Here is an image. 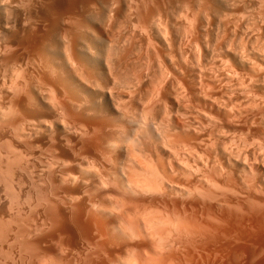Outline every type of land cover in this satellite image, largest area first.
I'll return each instance as SVG.
<instances>
[{
  "label": "rangeland",
  "instance_id": "374dc122",
  "mask_svg": "<svg viewBox=\"0 0 264 264\" xmlns=\"http://www.w3.org/2000/svg\"><path fill=\"white\" fill-rule=\"evenodd\" d=\"M8 1V2H7ZM19 1V2H18ZM46 0H2L0 1V264H80V261L81 260V256L83 257L84 255L86 256L87 255V248H88V241L91 240V239H94L96 238L97 236V232H96V228L97 226L94 225L92 229L88 230L87 229V226H86V223H87V220H89V218H87V214L89 215L88 212L92 211L93 209L91 208H94V205H92V203H90L89 200H87V197L92 193L91 196H93L94 194H96V192H93V190H96L98 192V190L100 189H104V188H111L110 186H112V189H115V192L114 193V198H116V200L113 202V199H112V202H109L107 200L108 203H110L111 205L109 206L107 203L106 205H108L109 207H113V204L115 202H117V204L120 205L121 202L127 200L128 202V196H130L128 193L125 192V194H128L125 196L124 192L121 191L120 188H115L116 185H117V179H119V177L121 176L123 179L125 175H127L129 177V173L130 175L132 176L133 172V176L134 177L132 179H134L133 181H135L137 178V180L139 181L140 179V182L142 184H148V180H149V185L152 183H154V185L158 184V190L156 189V186H155V189L158 192V194H156V191L154 189V191H152V193L150 192L151 190H153V187L152 189L150 190L149 187L147 188V184L145 185L146 189H148L147 192H144L145 188H143L144 191H142V195H140V189L138 191L139 195L145 199V201L143 203H141L142 207L138 204V207L136 205H129L128 203L123 204L121 203L120 206H118L120 209V211L118 210H111L113 211L111 213V216L110 217H114L113 221L115 219H119L121 216L125 215L127 213V211L129 212L130 208H131V211L129 212L128 214V218L129 217H132L131 219L128 218L126 219L125 216L124 217H121V219H125L123 220L124 222V227H122L123 229L126 228L128 225L129 229L131 230L132 234L137 233L136 234H145L148 229V226L149 228H151V230H149L150 234L153 235H156L157 237H160L162 239H167L166 237V233H168V231L172 230L170 234H167V236H172L175 234L176 235V232L178 230V227L180 226H184L183 224H185V217L183 218V216L185 215V209L186 207H188L190 204H193L197 207V209L200 211V212H205L204 209L207 208V206H211V208L214 209V207H217L219 203L218 201H222L221 199L225 198L226 197H229L230 196H233L234 193H238L242 188L244 189L245 187H248L249 190L250 188L254 187L253 185L255 184L256 185V181H258L257 183H259L261 180L259 179L258 175H255L257 173L255 172H252L251 170L249 171L251 173V177L250 176H247L250 175L248 170L249 168L247 169L246 167L247 166H256L255 165V162H257L256 164L257 165H260V164H264V78H263V75H264V57H262V51L264 50V5H262L261 3H264V0H232L233 2V5L235 7H232L230 8H225L223 5H225L222 0L219 1V0H209V4H210V8L208 9V11L205 13L206 15L205 16H209V18H212L210 15L213 16V14H219L218 16H221L220 13L222 15L225 16V19L228 21L227 22V28L229 29V32H230V35H229V32L226 31L222 37L221 35L219 36V38L221 37V39H225L226 37H229L230 38H226L225 40H214L212 42L211 38L208 39L211 40L208 42V44L210 45H213V49H217L219 51L222 50V53H220L219 51H216L218 53H220V57L222 58H217L218 56V53L217 56H215V59L213 60H216V61H220L221 60V63H225L226 61V64L224 65H227V62L230 63L229 65L232 67L230 68L229 65L228 67L226 66V72L225 70L222 71V68H221V63H219L220 67L216 64L215 61H213L210 57H208V55L205 53L204 55V52L205 50L202 48V44L204 43L203 42V39L208 35L210 34L209 31H211L210 29H212V26H211V23L210 21H208L209 23H204L202 20H197L198 21H194L191 23L188 22V24H191L193 26H191L190 28L193 29L194 28V32H193V37L189 39V42L187 43L185 40H187L188 36L187 34H184L186 31V29H189L188 32L190 31V28L188 26V24H186V22L184 23V21H181V19H179L178 23L184 27V30L185 32L183 33V41L181 43V47H180V50H181V53H182V56H184L181 60L182 63H184V65L186 64V66L183 65L184 70H182V74L181 73H174L176 76L174 78H172L171 76L167 77L165 82H164V85L168 84V82H171L170 84H168L167 86L165 85V88H164V85H163V82H160L159 84V75L156 73L157 72V67L155 66H152L153 68H156V70H154L153 68L151 69L150 68V72H149V69L147 71V69L144 68V65L143 64L145 61L143 60V63L140 62V65L142 64V69H145L146 71H140L141 72H146L147 75H149L147 78L149 79V81H147L148 79L145 78L147 75L144 76V74H142L141 76L144 77H141L142 80H141V84L135 89L136 90V94L135 93H132L130 94V97L128 94H126V89H124L122 86L118 85L117 83H110L111 84V89L112 91L114 92H119L120 94V97L121 98V102L118 101L119 103V106L118 108H124L122 109V112L117 108L116 112L117 111H120V112H115V116L114 113H112V118L111 119H107V122L105 120L106 123H104L103 125L106 126L104 127L103 125L101 126V128L98 130H94L95 134H93V138L91 136H80L79 134L75 133V132H69L70 130H68L67 132L69 133H66L64 131V129L61 127V122L58 120V121H54L52 123V126L53 127V132L51 135H47V134H41V133H38L35 129L31 130L32 134L29 136V138L26 140L25 137L23 136L24 135V129H29L31 128L32 124L34 123V116H35V112L34 110L32 109L31 111L29 112H24L23 110V107H22V100L24 99V96L22 92V88H23V49L20 48V47H17L14 48L13 50H7V48L4 49V45H6L10 40L12 41L15 40V39H19V38H22L24 34V31L21 30V23L23 21V19L25 17H28L31 18V19H35V18H39L38 15H41L42 14V11L44 13V11L47 10L46 8V4L45 2ZM163 1V2H162ZM180 1L183 2V0H152L151 2L152 3H155V5L151 4L150 3V0L146 1V9H152V6H155L154 8L157 7L158 10H160L159 12H161V14H176L175 16H177V13L178 14H181V13H184V9L182 7V5L180 6ZM190 1V0H189ZM213 1V2H211ZM219 1V2H218ZM223 1H226V7L228 6V4H232L230 1L228 3L227 0H223ZM30 2V3H29ZM99 2V6L97 7V10L101 11L103 9V7H105L104 5L108 2V0H98ZM159 4H157V3ZM192 2V0H191ZM211 2V3H210ZM15 3V4H14ZM152 5H150V4ZM222 4L219 5V4ZM236 3V4H234ZM250 3V4H249ZM259 5H258V4ZM14 4V5H13ZM22 4V5H21ZM24 4V5H23ZM103 4V6H102ZM179 4V5H177ZM182 4V3H181ZM218 4V5H217ZM238 4V5H237ZM240 4V5H239ZM253 4V5H252ZM7 5V6H6ZM10 5V6H9ZM20 5V6H19ZM26 5V6H25ZM164 5V6H162ZM168 5V6H167ZM176 5V6H175ZM217 5V6H216ZM252 5V6H251ZM262 5V6H260ZM148 6V7H147ZM220 6V9L219 7ZM244 8H243V7ZM10 7V8H9ZM24 7V8H23ZM179 7H182V11H181V8ZM218 7V8H217ZM260 7V9H259ZM2 8V9H1ZM46 8V9H45ZM216 8V9H215ZM222 8V9H221ZM224 8V9H223ZM252 8V9H251ZM262 8V9H261ZM178 9L177 12H174ZM181 13H179L180 11ZM164 10V11H163ZM169 10V11H168ZM173 10V11H172ZM212 10V11H211ZM221 10V11H218ZM228 10V11H227ZM258 10V11H257ZM170 12V13H167ZM186 11V10H185ZM244 11V12H243ZM28 12V13H27ZM41 12V14H39ZM230 13V14H227ZM254 12V13H253ZM187 13V12H186ZM203 13V12H202ZM210 13V14H209ZM212 13V14H211ZM238 13V14H237ZM244 14V16H241L240 14ZM251 13V14H250ZM38 14V15H37ZM237 14V15H236ZM249 14V15H248ZM33 15V16H32ZM172 15V16H173ZM201 15V14H199ZM215 15V16H216ZM226 15H230L229 17L226 16ZM252 15V16H251ZM19 16V17H18ZM31 16V17H30ZM38 16V17H37ZM174 16V17H175ZM235 16V17H234ZM239 16V17H238ZM241 16V17H240ZM247 16V17H246ZM9 17V18H8ZM24 17V18H23ZM253 17V18H251ZM231 18V19H229ZM244 18V19H243ZM247 18V19H246ZM251 21H250V19ZM255 18V19H254ZM258 18V19H257ZM7 19V20H6ZM22 19V20H21ZM234 19V20H233ZM239 19V20H238ZM249 19V20H248ZM253 19V20H252ZM262 19V20H261ZM13 20H15L13 22ZM211 20V19H209ZM243 20V21H242ZM248 21V22H245ZM263 22H261V21ZM235 21V22H233ZM253 21V22H252ZM201 22V23H200ZM234 24H233V23ZM237 22V24H236ZM7 23V24H6ZM174 22H170V23H167V28H171L172 30H170L172 33L174 32V24H172ZM229 23V24H228ZM231 23V24H230ZM244 23V24H243ZM255 25H253V24ZM5 24V25H4ZM186 24V25H185ZM208 24V25H207ZM252 24V25H251ZM260 24V25H259ZM4 25V26H3ZM10 25V26H8ZM15 25V26H14ZM43 25V26H41ZM90 26L93 24H89ZM173 25V28L171 27ZM245 27H244V26ZM8 26V27H6ZM202 26V27H201ZM210 26V27H209ZM247 26V27H246ZM23 28L22 29H25V26H22ZM46 27V24L42 23L40 24V28H45ZM204 27V28H203ZM207 27V28H206ZM235 27V29H234ZM237 27V28H236ZM261 27V28H260ZM210 28V29H209ZM245 28V29H244ZM248 28V30L246 29ZM10 29V31H9ZM256 29V31H255ZM9 32H8V31ZM246 30H247V33H246ZM4 31V32H2ZM7 31V32H6ZM235 31V32H234ZM252 31V32H251ZM203 32V33H202ZM245 32V33H244ZM200 33V34H199ZM205 33V34H204ZM207 33V34H206ZM244 33V34H242ZM6 34V35H4ZM226 34V35H225ZM22 35V36H20ZM185 35V37H184ZM206 35V36H205ZM244 35V36H243ZM20 36V37H19ZM187 36V37H186ZM204 36V38H203ZM241 36V38H240ZM249 36V37H248ZM3 37V38H2ZM208 37V36H207ZM234 37V38H232ZM236 37V38H235ZM246 37V38H245ZM263 37V38H262ZM15 38V39H14ZM232 38V39H231ZM4 39V40H3ZM217 39V38H216ZM228 39H230L228 42H226ZM237 40V43H236V40ZM257 39V40H255ZM2 40L4 42H2ZM8 40V41H7ZM192 42H191V41ZM235 42H234V41ZM188 41V40H187ZM201 41H202V44H201ZM232 41V42H231ZM114 42V41H113ZM184 42V45H182ZM215 42V43H214ZM220 44H223L219 46V43ZM222 42V43H221ZM231 42V43H230ZM117 42L115 41V44L114 45H117L116 44ZM191 44V46L188 44ZM194 43L196 45H194ZM218 43V44H217ZM224 43L225 46L227 45V50L229 52H227V50H225L224 48ZM216 44V45H215ZM230 44V45H228ZM210 45V47H212ZM219 47H218V46ZM235 45V46H233ZM242 47H241V46ZM259 49L256 50L258 47ZM183 46V48H182ZM197 46V47H196ZM217 48H216V47ZM222 46V47H221ZM235 49L236 47L240 50L242 48V50H240L241 52H246L245 54H243V56L247 57L248 59H250L252 62H254L253 64L255 65V63L257 65H261V66H256V71H251L249 70L247 67L246 70L244 68V66L242 67L240 65V63L238 61H234L236 60V56L232 55V54H235L237 53L239 50L236 48L234 51H236L234 53L233 50H229V49ZM247 46V47H246ZM256 46V47H255ZM254 47V48H253ZM261 47V48H260ZM263 47V48H262ZM221 50H220V49ZM244 48V49H243ZM248 48V49H247ZM186 49V50H185ZM189 49V50H188ZM197 49V50H196ZM202 49V50H201ZM252 49V50H251ZM262 51H261V50ZM3 50V51H2ZM200 50V51H199ZM204 50V51H203ZM225 50V51H224ZM238 50V51H237ZM244 50V51H243ZM7 51V53H6ZM185 51V52H183ZM187 51V52H186ZM196 51H199V52H196ZM230 51H232L230 53ZM239 51L240 54H242L241 52ZM249 51V52H248ZM254 51V52H253ZM14 52L15 53V57H13L11 55V53ZM257 54H256V53ZM261 52V53H260ZM264 52V51H263ZM184 53V54H183ZM187 53V54H186ZM191 53V54H190ZM198 55H197V54ZM252 53H254L255 55H252ZM215 54V55H216ZM260 54V55H259ZM262 54V55H261ZM186 55V56H185ZM192 56V58H189ZM191 55V56H190ZM207 55V56H206ZM201 56V57H200ZM255 57V58H251V57ZM258 56H261V58H259ZM194 57V59H193ZM219 57V56H218ZM229 57V58H228ZM218 60H217V59ZM262 59V61H259L258 60ZM185 59V60H183ZM194 61H193V60ZM200 59V60H199ZM211 61H210V60ZM224 59V60H223ZM226 59V60H225ZM230 59V60H229ZM6 60V61H5ZM14 60V61H13ZM187 60V61H186ZM206 60V61H205ZM228 60V61H227ZM249 60V61H250ZM254 60V61H253ZM142 61V60H141ZM200 61V62H199ZM213 61V62H212ZM250 61V62H251ZM12 62V63H11ZM199 64H197V63ZM203 62V63H202ZM211 62L214 63L211 65ZM233 63V64H232ZM240 65V68H239V65ZM193 64V65H192ZM203 64V65H201ZM209 66H208V65ZM201 65V66H200ZM236 65V67L234 66ZM194 68H192V67ZM201 67V69L204 70L205 68V71L206 73L208 72L209 74L213 75L215 79V84L214 86L212 87L213 89V92H211V90L209 91L211 95H213L214 98V102L218 105L219 108H216V106L214 107V105L212 104H215L214 102H211L210 103V106L211 107H208V105L206 106L205 104H203V101L199 100V98H193V95H191L190 93H188L190 91L189 87L190 85H188V74L187 72H191V70H194L195 67ZM208 66V67H207ZM214 66V67H213ZM6 67V68H5ZM146 67V66H145ZM213 69L211 70L210 69ZM217 68V71H215L216 69L214 68ZM261 70H257L259 68ZM140 68V69H141ZM228 68V69H227ZM210 69V70H209ZM230 69V71H229ZM190 70V71H189ZM234 70V71H233ZM152 71H156L155 73L153 72L152 74ZM204 71V72H205ZM220 71V72H219ZM233 71V72H232ZM236 71H238V74L242 75L241 78L244 79L243 82H239V80L237 81L236 78L238 77L237 73H236V76L233 75ZM21 72V73H19ZM228 72L229 75H227V77L225 76L226 80L228 79V81H223L225 80L224 75ZM241 72V73H240ZM215 73H217L216 75H214ZM219 73V74H218ZM224 73V75L222 74ZM230 73H233L231 74V76H235V77H231L230 76ZM157 74V75H156ZM178 74V75H177ZM186 74V75H185ZM223 75V77L221 75ZM263 74V75H262ZM14 75V76H13ZM16 75V76H15ZM18 75V77H17ZM220 75V81L222 82H219V76ZM250 75V76H249ZM253 75V76H252ZM151 76L153 78H151ZM158 76V77H157ZM217 76V77H216ZM256 76V77H255ZM11 77V78H10ZM230 77V79H229ZM240 77V76H239ZM251 77V78H250ZM223 80H222V79ZM241 78H237V79H240ZM250 78V79H249ZM16 81H13L15 80ZM173 79V80H172ZM218 79V80H217ZM242 79V80H243ZM259 79V80H258ZM18 80V81H17ZM157 80L158 83H157ZM216 80H217V83H216ZM231 80V81H230ZM252 80V81H251ZM177 83L175 84L174 83ZM177 81V82H176ZM235 81V82H234ZM237 81V82H236ZM246 81V83H245ZM260 81V82H259ZM152 82V83H151ZM227 82V83H226ZM155 83V84H154ZM178 83H181L178 85ZM219 83L221 85H219ZM225 83V84H224ZM233 85V86H231ZM245 83V85H244ZM259 83V84H258ZM12 84V85H11ZM115 84H117L118 88L121 89L119 90H114L116 87H115ZM149 84V85H148ZM156 86H154V85ZM186 84V85H185ZM224 86H223V85ZM227 84V85H226ZM241 85L242 88H241ZM19 85V86H18ZM113 85V86H112ZM219 85V87H218ZM226 85V87H225ZM229 85V86H228ZM237 85V86H236ZM250 85V86H249ZM254 85V86H253ZM9 86V87H8ZM16 86V87H15ZM20 86H21V89H20ZM120 86V87H119ZM157 86L159 88H157ZM176 88L174 89L173 88ZM217 86V87H216ZM228 86V87H227ZM247 86V87H245ZM13 87V88H12ZM18 87V88H17ZM113 87V88H112ZM151 87L152 88V91H151ZM155 87V88H154ZM161 87L163 89H161ZM172 87V88H171ZM183 87V89H182ZM221 87V88H220ZM230 87V88H229ZM6 88V89H5ZM17 88V89H15ZM123 88V89H122ZM142 88H144L142 90ZM182 90H181V89ZM220 88V89H219ZM224 88V90H223ZM232 88V89H231ZM246 88V90L244 89ZM253 88V89H251ZM258 88V89H257ZM141 89V90H139ZM148 89V91H147ZM150 89V90H149ZM154 91L155 90H158V91ZM235 89V90H234ZM242 89V90H241ZM250 89V90H249ZM16 90V91H15ZM20 90V91H19ZM123 90H125V92L123 93ZM139 90V91H138ZM172 90V91H171ZM174 90V91H173ZM181 92H179V91ZM186 92H185V91ZM225 92H223V91ZM233 90V92H232ZM122 91V92H121ZM138 91V92H137ZM151 91V93L149 92ZM167 91V92H166ZM183 91V92H182ZM218 91V92H217ZM228 91V92H227ZM241 91V92H240ZM248 91V92H246ZM263 91V92H262ZM5 92V93H4ZM9 92V93H8ZM17 92V93H16ZM154 92V93H153ZM179 92V93H178ZM221 92V93H220ZM237 92V93H236ZM246 93V95L243 94ZM4 93V94H3ZM14 93V94H13ZM19 93V94H18ZM164 95H163V94ZM229 93V94H227ZM232 93V95H230ZM241 93V94H239ZM16 94V95H15ZM124 96H123V95ZM155 94V95H154ZM158 94V95H157ZM183 94V95H181ZM224 94L225 97L223 96ZM254 94V96H253ZM128 95V96H127ZM153 95V96H151ZM175 95V96H174ZM185 95V96H184ZM243 95V96H242ZM3 98H2V97ZM8 96V97H7ZM12 98H11V97ZM135 96V97H134ZM151 96V97H150ZM165 96H169V97H165ZM177 96V97H176ZM192 96V97H191ZM217 96V97H216ZM229 96V97H228ZM232 96V97H231ZM7 97V99H6ZM16 97V98H15ZM19 97V98H18ZM134 97V98H133ZM189 97V99H188ZM243 97V98H242ZM260 97V98H259ZM5 98V99H4ZM10 98V99H9ZM132 98V99H131ZM187 100H186V99ZM221 98L224 99V103H223V99L221 100ZM237 98V99H236ZM242 98V99H241ZM245 98L247 101H245ZM252 100H251V99ZM262 98V99H261ZM147 99V100H146ZM154 99V100H153ZM163 99V100H162ZM166 99V100H165ZM176 99V100H175ZM184 99V100H182ZM228 99L232 100L230 101L231 104H229L230 102L228 101ZM125 100V101H124ZM186 100V101H185ZM196 100H199L200 102L196 101ZM236 100V101H235ZM241 100V101H240ZM256 100V101H255ZM263 102H262V101ZM9 101V102H8ZM12 101V102H11ZM138 101V102H137ZM158 101V102H157ZM184 101V103H183ZM222 101V102H221ZM228 101V102H227ZM235 101V102H234ZM239 101V102H238ZM7 102V103H6ZM162 102V103H161ZM191 102V103H190ZM194 102V104H193ZM237 102V103H236ZM246 104H245V103ZM254 102V104H253ZM257 102V103H256ZM2 103V104H1ZM121 103V105H120ZM131 103V104H130ZM174 103V105H173ZM236 103V104H235ZM250 103V104H249ZM256 103V104H255ZM21 104V105H20ZM140 104V105H139ZM163 104V105H162ZM179 104V105H178ZM184 104V105H183ZM198 106H197V105ZM225 104V106H224ZM227 104V105H226ZM245 104V106H244ZM248 104V105H247ZM148 105V106H147ZM205 105V106H204ZM223 105V106H222ZM229 105V106H228ZM230 105H232L233 107H231ZM253 105V106H252ZM18 106V107H17ZM122 106V107H121ZM127 106V107H126ZM180 106V107H178ZM212 106H213V109H212ZM239 106V107H238ZM243 107V110H241V107ZM262 106V107H261ZM14 107V108H13ZM139 107V108H138ZM175 107V108H174ZM192 107V108H191ZM207 107V108H206ZM232 110H231V108ZM250 107V108H249ZM256 107V108H255ZM166 108V109H165ZM178 108V109H177ZM215 108V109H214ZM222 108V109H221ZM234 108V109H233ZM236 108V109H235ZM3 109V110H2ZM5 109V110H4ZM12 109V110H11ZM14 109V112H12ZM18 109V110H17ZM157 109V110H156ZM177 109V111H176ZM226 109H229V110H226ZM255 109V110H254ZM262 109V110H261ZM23 110V112L21 111ZM29 110V109H28ZM166 110V111H165ZM168 110V111H167ZM172 110V111H171ZM196 110V111H195ZM198 110V111H197ZM200 110V111H199ZM208 110V111H207ZM224 110V112H223ZM230 110H231V113H230ZM129 111V112H128ZM133 111V112H132ZM142 111H145L144 113ZM147 111V112H146ZM202 111V112H201ZM219 111V112H218ZM228 115H230L231 117L233 116V119L226 115V113ZM229 111V112H227ZM233 111V113H232ZM237 111V112H236ZM242 111V112H241ZM4 112V114L2 113ZM33 113V116L31 118V116L29 115V113ZM126 112V113H125ZM128 112V113H127ZM163 112H165V114H163ZM198 112V113H197ZM205 112V113H203ZM212 112V113H211ZM241 112V113H240ZM244 112V113H243ZM247 112V113H246ZM259 112L261 113L259 115ZM11 113V114H10ZM133 116H132V114ZM143 113V114H142ZM149 113V114H147ZM151 113V114H150ZM155 113V114H154ZM203 113V115L201 114ZM208 113V115H207ZM216 113V114H215ZM243 113V114H242ZM263 113V114H262ZM14 114V115H13ZM122 114V115H121ZM141 114V115H140ZM167 114V115H166ZM179 114V115H178ZM204 114H206V118L203 117L205 116ZM233 114V115H232ZM240 114V115H239ZM3 115V118L2 116ZM7 115V116H6ZM16 115V116H15ZM27 115L28 118L26 117ZM120 118H119V116ZM135 115V116H134ZM144 115V116H143ZM145 115H147V118H144L146 117ZM152 117H151V116ZM183 115V116H182ZM186 115V116H185ZM214 117H213V116ZM217 115V116H216ZM219 115V116H218ZM247 116L245 118V116ZM253 115V116H252ZM20 116V117H19ZM150 116V117H149ZM185 116V117H184ZM188 116V117H187ZM227 116V117H226ZM237 116V117H236ZM240 116V117H239ZM242 116V117H241ZM252 116V117H251ZM50 115L47 117L49 119ZM114 117V118H113ZM142 117V121L141 123H137L138 121L140 122L141 118ZM149 117V118H148ZM161 117H162V120H161ZM164 117V118H163ZM167 117H170L169 119H167ZM173 117V118H172ZM181 117V118H180ZM183 117V118H182ZM212 117V118H211ZM226 117V119H225ZM251 118V120L249 118ZM10 118V119H9ZM22 118V119H21ZM30 118V119H29ZM119 120H118V119ZM136 118V119H134ZM166 118V119H165ZM185 118V119H184ZM211 118V119H210ZM218 118V119H217ZM243 118V119H241ZM19 119V120H18ZM25 119L27 120L28 119V123H26ZM64 121L67 120L66 122L70 123V120L69 118H62ZM113 119H117L114 123V121H111ZM122 119V120H121ZM130 119V120H129ZM140 119V120H138ZM149 121V122H147ZM153 120L152 122L150 120ZM210 119V120H209ZM213 119V120H212ZM216 121H215V120ZM249 119V121H248ZM4 120V121H3ZM31 120L32 123L30 122ZM134 120V121H133ZM183 120V121H182ZM187 120V121H186ZM222 122H221V121ZM224 120V121H223ZM226 120V121H225ZM229 120V121H228ZM236 120V121H235ZM243 120V122H242ZM262 120V121H261ZM6 121V122H5ZM24 121V122H23ZM109 121V122H108ZM113 122L112 124H108ZM121 123H120V122ZM146 121V122H145ZM161 121V123H160ZM170 121V122H169ZM220 121V122H219ZM231 121V122H230ZM233 121V122H232ZM14 122V123H13ZM144 122V124L142 123ZM166 122H169V123H166ZM202 125H199L200 123ZM207 122V123H206ZM216 122V123H214ZM242 122V123H241ZM246 122V124H244ZM257 122V123H256ZM22 123V124H21ZM31 124V126L29 127L28 124ZM128 123V124H127ZM138 125H137V124ZM146 123V124H145ZM152 123V124H150ZM159 123V124H158ZM179 123V124H178ZM186 125H185V124ZM189 123V124H187ZM191 123V124H190ZM196 123V126H194L193 128V125H195ZM199 123V124H198ZM206 125H205V124ZM218 123V124H217ZM228 123V124H227ZM237 123V124H236ZM254 123V125H253ZM19 124V125H18ZM24 124V125H23ZM142 125V127H139L140 125ZM147 124H149L147 126ZM156 124V125H154ZM212 124V125H211ZM239 124V125H238ZM241 124V125H240ZM251 124V125H250ZM258 124V125H257ZM34 125V124H33ZM109 125V126H108ZM123 125V126H122ZM126 125V126H125ZM153 125V126H152ZM171 125V126H170ZM182 125V127H181ZM186 126V129H185V126ZM216 125V126H215ZM226 125V126H225ZM249 125V126H248ZM19 126V127H18ZM24 126V127H22ZM93 126V125H91ZM137 126V127H136ZM151 126V127H150ZM237 126V127H236ZM248 126V127H247ZM27 127V128H26ZM61 127V128H60ZM104 127V128H103ZM138 127H139V131L141 130L142 133H140L138 130ZM150 127V128H149ZM156 127V128H155ZM189 127V128H187ZM215 127V128H213ZM256 127V128H255ZM16 128V129H15ZM103 128V130H102ZM142 128V129H140ZM182 128V130H181ZM184 128V129H183ZM222 130H221V129ZM5 129V130H4ZM21 129V130H20ZM123 129V130H122ZM133 129V130H132ZM147 129L149 130V133L146 132ZM162 131H160V130ZM165 129V130H164ZM208 129V130H207ZM229 129V130H228ZM12 132H11V131ZM102 130V131H101ZM136 130V131H135ZM155 130V132H159L158 135L160 137H157L158 135L153 132ZM157 130V131H156ZM164 130V132H163ZM178 130V131H176ZM199 131L196 133V131ZM217 130V131H216ZM218 130L220 132H218ZM225 132H224V131ZM228 130V131H227ZM37 133H36V132ZM109 131V132H108ZM111 131V132H110ZM150 131L152 133H150ZM205 131V132H204ZM209 131V132H208ZM224 132V135H223V132ZM35 132V134H34ZM101 132V133H99ZM146 132V133H145ZM167 132V134H166ZM211 132V133H210ZM216 132V134H215ZM233 132V133H232ZM241 134H239V133ZM257 132V133H256ZM59 133V134H58ZM71 133V134H70ZM75 133V134H74ZM99 133V135H98ZM118 133V134H117ZM120 133V134H119ZM136 133H139V135H137ZM148 133V134H147ZM155 133V134H154ZM170 133V134H169ZM209 133V134H208ZM212 133H213V136H212ZM19 134V135H18ZM55 134V135H54ZM73 134V135H72ZM97 134V135H96ZM102 134V135H101ZM104 134V135H103ZM116 134V135H114ZM221 134L223 136H221ZM245 134V135H244ZM18 135V136H17ZM62 135V136H61ZM94 135H95V139H94ZM133 135V138L131 137ZM137 137H135V136ZM149 135V136H148ZM166 138V141L165 139H163V136ZM204 135V136H203ZM208 135V136H207ZM219 135V136H218ZM226 135V136H225ZM230 135L232 137H230ZM242 135V136H241ZM23 136V137H22ZM38 136V137H37ZM48 136V138H47ZM51 136V137H50ZM97 136H100V137H97ZM114 136V139L113 137ZM147 136V137H146ZM162 136V137H161ZM169 136V137H168ZM239 136V137H238ZM241 136V137H240ZM90 140L88 141V139ZM116 137V138H115ZM126 137H130L129 141H125V142H129L130 144L133 143V140L136 141L134 142L133 144H131L133 147V151L130 149L132 148V146L129 147V143H123V138H126ZM149 137V138H148ZM156 137V138H155ZM171 137V139H170ZM209 137V138H208ZM217 137V138H216ZM229 137V138H228ZM245 137V139H244ZM53 140H52V139ZM64 138L66 139L64 141ZM100 138L103 139L102 141H100ZM106 138V139H105ZM148 138V139H147ZM158 138V139H157ZM159 138H160V141H159ZM162 138V139H161ZM213 138V139H212ZM237 138V139H236ZM23 139V140H22ZM81 139V140H80ZM85 139V140H83ZM98 142H97V140ZM119 142H118V140ZM146 139V140H145ZM153 139V140H152ZM156 142H155V140ZM170 139V140H169ZM206 139V140H205ZM227 139V140H226ZM233 139V140H232ZM4 140V141H3ZM21 140V141H20ZM68 140V141H67ZM114 140H115V144L117 145V148L119 149H116V145L114 147L113 143H114ZM127 140V138H126ZM132 140V141H131ZM142 140V141H141ZM161 140H164V142L162 143ZM208 140V141H207ZM213 142H211V141ZM224 140V141H223ZM249 140V141H248ZM54 141V142H53ZM58 141V142H57ZM80 141H81V144L83 143L84 141V144H80ZM103 141H106L103 142ZM108 141H112V145L111 143L109 144L108 146ZM122 141V143H121ZM131 141V142H130ZM193 141V142H192ZM198 141V142H197ZM220 141V142H219ZM225 143H223V142ZM238 141V142H237ZM247 142V144L245 142ZM38 142V143H37ZM88 142V143H86ZM91 144H90V143ZM95 142V143H94ZM97 142V143H96ZM106 146H104L103 144ZM117 142L120 144H117ZM140 142L141 145H140ZM149 142V143H147ZM151 142V143H150ZM196 142V143H195ZM71 145H70V144ZM73 143V144H72ZM88 145H86V144ZM152 143H154L152 145ZM157 143V144H156ZM158 143H161V144H158ZM167 143V144H166ZM172 143V144H171ZM213 143V144H212ZM227 143V144H226ZM238 143V144H237ZM40 144V145H39ZM96 144V146H95ZM139 144V146H138ZM165 144V145H164ZM170 144V145H169ZM206 144V145H205ZM221 144V145H220ZM231 144V146H230ZM235 144V145H234ZM243 144V145H242ZM25 145V146H24ZM30 145V146H29ZM50 145V146H49ZM66 145V146H65ZM80 145V147H78ZM83 145H85L86 147H83ZM92 145V146H90ZM101 145V146H100ZM116 149V151L111 147ZM172 145V146H171ZM207 145H210V146H207ZM211 145L215 146L214 148L217 150H215ZM218 145V146H217ZM226 145V148H224V146ZM248 145V146H247ZM24 146V147H23ZM119 146V147H118ZM120 146H122L123 148H121ZM138 146V148H136ZM164 146V147H163ZM169 146V147H168ZM187 149H185L186 147ZM191 146V148H190ZM205 146V147H204ZM223 146V147H221ZM241 146V148L239 147ZM39 147V148H38ZM82 147V148H81ZM96 147V148H95ZM107 147V148H106ZM109 147V148H108ZM208 147V148H207ZM230 147V148H229ZM240 149V152L238 149ZM38 148V149H37ZM41 148V149H40ZM53 148V149H51ZM74 148V149H73ZM80 148V149H79ZM85 148V149H84ZM113 150H112V149ZM121 148V149H120ZM125 148V149H124ZM136 148V150H135ZM140 148V149H139ZM163 148V149H162ZM170 148H171V151L175 152H171L170 151ZM175 148V149H174ZM194 148V150H193ZM207 148V149H206ZM220 148H224L223 150L225 152H223L222 149ZM229 148V150H228ZM233 148V149H232ZM13 149V150H12ZM103 149V150H102ZM110 149V150H109ZM138 149V150H137ZM185 149V150H184ZM220 149V150H219ZM231 149V150H230ZM235 149V150H234ZM243 149V150H242ZM77 150V151H76ZM120 150V151H119ZM123 150V151H122ZM132 153H130L131 151ZM141 150V151H140ZM187 150V151H186ZM191 150V151H190ZM194 152H193V151ZM222 150V151H221ZM46 151V152H45ZM55 151V152H54ZM73 151V152H72ZM76 151V152H75ZM81 151V152H80ZM113 151V152H110ZM129 151V153H127ZM134 151H137V152H134ZM140 151V152H138ZM168 151H170L168 153ZM189 151V152H188ZM231 151V152H230ZM236 154H235V152ZM245 151V152H244ZM247 151V152H246ZM27 152V153H26ZM75 152V153H74ZM80 154H79V153ZM83 152V153H82ZM106 154H105V153ZM116 154H115V153ZM122 152V153H121ZM144 152V153H143ZM178 152V153H177ZM188 152V153H187ZM201 154H200V153ZM220 152V153H219ZM78 153V154H77ZM104 153V154H103ZM110 153V154H109ZM113 153V155H112ZM127 153V154H125ZM136 153V154H135ZM141 153V154H140ZM171 153V154H170ZM185 153V154H184ZM197 155H196V154ZM228 153V154H227ZM233 153V156L231 154ZM239 155V158L237 157ZM30 154V155H29ZM81 154H84L85 158H86V162H85V158H83L81 156ZM119 154V156H118ZM136 156H135V155ZM162 154V155H161ZM170 154V155H169ZM174 154V155H173ZM178 154V155H177ZM219 154V155H218ZM240 154H241V157H240ZM249 156H248V155ZM27 155V156H26ZM79 155V156H78ZM88 155V156H87ZM92 155V156H91ZM99 155H102V156H99ZM105 155H108L105 156ZM128 155V156H127ZM134 156V157H130V156ZM140 155V156H139ZM212 155L214 157H212ZM223 155V157H222ZM245 155V156H244ZM247 155V156H246ZM256 157H255V156ZM105 156V157H104ZM116 156V157H115ZM139 156V157H137ZM162 156V157H161ZM184 156V157H183ZM188 156V157H186ZM197 156V157H196ZM200 156V157H199ZM229 159H227L226 158ZM246 157V162L242 163L244 161V157ZM254 156V157H253ZM52 157V159H51ZM81 157V158H80ZM102 157V158H100ZM110 157V158H109ZM119 159H118V158ZM160 157V158H159ZM180 157H183L182 159ZM217 157V159H216ZM225 157V158H224ZM234 157V158H232ZM262 157V158H261ZM16 158V160L14 159ZM83 158V159H82ZM132 158V159H131ZM166 158H168V160H166ZM186 158V159H185ZM192 158V159H191ZM234 160H232V159ZM242 158V159H241ZM260 158V159H259ZM60 159V160H59ZM79 159V160H78ZM89 159V160H88ZM109 159V160H108ZM162 159V161H161ZM188 159V160H187ZM202 159V160H201ZM213 159V160H211ZM222 159V160H221ZM250 159L252 161H250ZM14 160V161H13ZM55 160V161H54ZM126 160V161H125ZM128 160V161H127ZM132 160V161H131ZM136 160V161H134ZM196 162H195V161ZM201 160V161H200ZM230 161L232 162V165L235 164V161L236 164H248L247 166H244V172H240V171H237V169L234 167V165L231 167H229L230 165L227 164V161ZM243 160V161H242ZM9 161V162H8ZM90 161V162H89ZM125 161V162H124ZM148 161V162H147ZM175 161V162H174ZM192 161V163H191ZM209 161V162H208ZM238 161H240L238 163ZM242 161V162H241ZM249 161V162H248ZM254 161V162H253ZM259 161V162H258ZM11 162V163H10ZM76 162V163H75ZM84 162V163H83ZM138 164H137V163ZM144 162V163H143ZM161 162V163H160ZM199 162V163H198ZM234 162V163H233ZM261 162V163H260ZM263 162V163H262ZM64 165H63V164ZM78 163V164H77ZM81 163V164H80ZM181 163V164H180ZM190 163V164H189ZM223 163V165L221 164ZM61 164V165H60ZM80 164V165H79ZM87 164V165H86ZM128 164H130L128 166ZM148 164V165H147ZM166 164V165H165ZM168 164H170V167L168 166ZM189 164V165H188ZM207 164V165H206ZM250 164V165H249ZM75 165V166H74ZM84 165V166H83ZM132 165V166H131ZM143 165V166H142ZM146 165V166H145ZM154 165V167H153ZM186 165V166H185ZM193 165V166H192ZM220 165V166H219ZM9 166V167H8ZM50 166V167H49ZM52 166V167H51ZM61 166V167H60ZM80 166V167H79ZM82 166V168H81ZM122 166V169L121 167ZM125 168H124V167ZM131 166V168H130ZM145 166V167H144ZM166 166V167H165ZM188 166V167H187ZM216 167V168H213ZM227 166V167H226ZM86 167V168H85ZM127 167V169H126ZM133 167V168H132ZM139 167L141 168L142 171H140ZM153 167V168H152ZM190 169L189 170H187ZM197 167H200V168H197ZM210 167V168H209ZM212 167V168H211ZM223 168V169H220V168ZM234 169H233V168ZM250 167V168H251ZM84 168V169H83ZM164 168V169H163ZM167 168V169H166ZM183 170H182V169ZM209 168V169H208ZM226 170H225V169ZM77 169V170H76ZM86 169V170H85ZM120 169V170H119ZM126 169V170H125ZM133 169V170H132ZM140 171L138 172L137 171ZM200 169V170H199ZM204 169V170H203ZM209 171H208V170ZM217 169V170H216ZM9 170V171H8ZM117 170V171H116ZM148 171V172H145V171ZM151 170V171H150ZM155 172H154V171ZM187 170V171H186ZM216 170V171H214ZM71 171V172H70ZM82 171V172H81ZM84 171V172H83ZM94 171V172H93ZM121 173H120V172ZM127 171V174L126 172ZM135 171H137L138 173H140V175L138 176V173L135 174ZM173 171V172H172ZM186 171V172H184ZM194 171V172H193ZM197 171V172H196ZM218 171V173H217ZM223 175H222V173ZM224 171V172H223ZM231 171V172H230ZM3 172V173H2ZM62 172V173H61ZM144 172V173H143ZM150 172H154V174L157 173V176H155L154 174L150 173ZM193 172V173H192ZM200 172V173H199ZM227 172H230L229 174ZM233 172V173H232ZM239 172V173H238ZM247 172V173H246ZM49 173V174H48ZM67 173L69 174V176L67 175ZM70 173L71 174V177L72 176H75L77 178H75V180L73 181L72 179L74 177H70ZM85 173V174H84ZM119 173V174H118ZM125 173V175H124ZM148 173V174H147ZM150 173V174H149ZM173 173V174H172ZM220 173V174H219ZM226 174V177H225V174ZM238 173V174H237ZM242 175H241V174ZM255 173V174H254ZM78 174V175H77ZM84 174V175H83ZM107 174V175H106ZM111 174H112V177H111ZM113 174H118L120 175L119 177L117 175H113ZM123 174V175H121ZM143 176H142V175ZM195 174V175H194ZM201 174V175H200ZM217 174V175H216ZM219 174V175H218ZM233 174V175H232ZM6 175V176H5ZM14 175V176H13ZM147 175V177L145 176ZM148 175H151L153 177H148ZM163 175V177H161ZM165 175V176H164ZM172 175V176H171ZM187 175V176H186ZM215 175V176H214ZM236 175V176H235ZM238 175H241V178L244 177V175L246 177H244L243 179H241L240 177H237ZM10 176V177H9ZM66 176H68L67 178H65ZM80 176V177H79ZM84 176V178H83ZM87 176V177H85ZM108 178H104V177H107ZM113 176L115 177L114 179L116 180H112L113 179ZM130 176V177H131ZM138 176V177H137ZM142 176V177H141ZM160 176V177H159ZM192 176V177H191ZM205 176V177H204ZM253 177H256L258 178L257 180H254V179H251ZM20 177V179H19ZM79 177V178H78ZM89 177L91 179H89ZM99 178L96 180V178ZM101 177V178H100ZM126 177V176H125ZM137 177V178H136ZM140 177V179H139ZM146 177V179H145ZM157 177V178H156ZM159 177V178H158ZM166 177V179H165ZM168 177V179H167ZM174 177V178H173ZM186 179H185V178ZM196 177V178H195ZM200 177V178H199ZM207 177V179H206ZM219 177V178H218ZM233 177V178H232ZM249 177V179H247ZM2 178H4L2 180ZM63 178L65 180H63ZM94 178V179H93ZM150 178V179H148ZM154 178V180L152 179ZM164 178V181L162 180ZM195 178V179H194ZM205 178V179H203ZM215 178V179H214ZM236 178V179H235ZM7 179L9 181H7ZM60 179V180H59ZM76 179H81V181L79 180H76ZM82 179H83V182H82ZM93 179V180H92ZM102 179V181H101ZM125 179V178H124ZM123 179V180H124ZM129 179V178H127ZM131 179V181H132ZM161 179V180H160ZM182 179V180H181ZM198 179V180H197ZM201 179V180H199ZM210 179V180H209ZM235 179V180H234ZM238 179V180H237ZM239 179H241L242 181H240ZM246 179V180H245ZM252 182H250L251 180ZM18 180V181H16ZM70 180V181H69ZM91 180V181H90ZM104 183V181H106ZM130 180V179H129ZM136 180V181H137ZM146 180V182H145ZM158 181V182H153V181ZM204 180V181H202ZM207 180V182H206ZM217 180V181H216ZM224 180V181H223ZM249 182L248 185L247 183L245 184V182ZM64 181V182H63ZM78 181V182H77ZM97 181V182H96ZM111 181V182H110ZM162 181V184H160ZM171 181V182H169ZM187 181V182H186ZM198 181H201V182H198ZM211 181V182H210ZM234 181V182H233ZM255 181V182H253ZM66 182V183H65ZM72 182V184H71ZM76 182V183H74ZM82 184H81V183ZM87 182V183H86ZM104 186H107V187H103L102 188V184ZM144 182V183H143ZM191 182V183H190ZM214 182V183H213ZM224 182V184H223ZM243 182L245 185H243ZM4 183V184H3ZM7 183V184H6ZM20 183V184H19ZM86 183V184H85ZM107 183V184H106ZM108 183H112V184H108ZM167 183V185H166ZM170 183V185H168ZM190 183V184H189ZM200 183V184H199ZM209 183H212L211 185H209ZM216 183V185H215ZM236 183V184H235ZM242 183V184H241ZM251 183V184H250ZM18 184V185H16ZM67 184V185H66ZM74 184V186H73ZM81 184V185H80ZM101 184V185H100ZM165 184V185H164ZM174 184V185H173ZM177 184V185H176ZM181 184V185H180ZM222 184V185H221ZM233 184V185H232ZM251 186H250V185ZM52 185V186H51ZM83 185V186H82ZM86 185V186H85ZM96 185V186H95ZM101 187H100V186ZM179 185V186H178ZM195 185V186H194ZM238 185V186H237ZM244 187H242V186ZM12 186V187H11ZM20 186V187H19ZM109 186V187H108ZM115 186V187H114ZM150 186V187H151ZM166 188H164V187ZM167 186V187H166ZM174 186V187H173ZM177 186V187H176ZM185 188H183V187ZM197 186V187H196ZM203 186V187H202ZM223 186V187H222ZM95 187V188H94ZM159 187H161L159 189ZM162 187L164 189H162ZM179 187V188H178ZM189 187V188H188ZM208 187V188H207ZM215 187V188H214ZM233 187V188H232ZM239 187V188H238ZM70 188V189H69ZM77 188V189H76ZM90 188V189H89ZM99 188V189H98ZM168 188V190H167ZM183 190H182V189ZM195 188V189H194ZM197 188V189H196ZM218 188V189H217ZM220 188V189H219ZM223 188V189H221ZM226 188V189H225ZM74 189V190H73ZM118 189V190H117ZM120 189V190H119ZM137 189H135V192L137 193ZM162 189V190H161ZM174 190L175 189V192L177 194H175L174 191H170V190ZM178 189V190H177ZM215 189V190H214ZM229 189V190H228ZM233 189V190H232ZM238 189V190H237ZM90 192L91 190V193H89L88 191ZM160 190V191H159ZM188 190L189 193L187 192ZM61 191V192H60ZM178 191H179V196H178ZM185 193H184V192ZM196 193H195V192ZM207 191V192H206ZM231 191V193H230ZM51 192V193H50ZM85 194H84V193ZM86 192L88 193L86 194ZM123 192V193H122ZM165 192V193H164ZM209 192V193H208ZM228 192V193H226ZM46 193V194H45ZM50 193V194H49ZM57 193V194H56ZM80 195L79 198L78 196L76 195ZM116 193H119V195ZM123 195H121V194ZM137 193V195H138ZM151 193V194H150ZM164 193V195H163ZM168 195H167V194ZM170 193H173V195H171ZM181 193V194H180ZM183 193H184V196H183ZM201 195H200V194ZM203 193V194H202ZM206 193V194H204ZM221 193V194H220ZM62 194V195H61ZM75 196L78 198L76 199L75 197L73 198L72 196ZM83 194V195H82ZM148 196H147V195ZM162 196H161V195ZM187 194V195H185ZM191 195V198H190V195ZM193 194V195H192ZM195 194V195H194ZM59 195V196H58ZM85 195V196H84ZM87 195V196H86ZM116 195V196H115ZM138 195V196H139ZM145 195V197L143 196ZM151 195V196H149ZM157 195V196H156ZM167 195V197H166ZM203 195V196H202ZM218 195V196H217ZM237 196V194H235ZM45 196V197H44ZM49 196V198H48ZM57 196V197H56ZM68 196H69V199L71 200L72 198L74 199L73 201L76 202L74 203L73 201H70V200H67L68 199ZM170 196V197H169ZM173 196V197H172ZM200 196V197H199ZM206 196V197H205ZM213 196H217V197H213ZM221 196V197H220ZM52 197V198H51ZM154 197V198H153ZM188 197V198H187ZM193 197V198H192ZM220 197V198H219ZM223 197V198H222ZM61 198V199H60ZM113 198V197H111ZM109 198V200L111 199ZM128 198V199H127ZM161 198V199H160ZM170 198V199H169ZM190 198V199H189ZM204 198V199H203ZM207 198H209L211 201H208ZM213 198V199H212ZM48 199V200H47ZM57 199V200H56ZM76 199V201H75ZM120 199V200H119ZM148 199V204L146 203ZM151 199V200H150ZM154 199V201H153ZM200 199V200H199ZM217 199V200H216ZM220 199V200H219ZM79 200V201H77ZM120 202H119V201ZM122 200V201H121ZM150 200V201H149ZM168 200V201H166ZM183 200V201H182ZM186 200V201H185ZM191 202H189V201ZM216 200V201H215ZM63 201V202H62ZM81 201V202H80ZM83 201V202H82ZM111 201V200H110ZM156 201V202H155ZM181 201V202H180ZM203 202V204L201 205V202ZM65 202V203H64ZM158 202V203H157ZM216 202V203H215ZM69 203V204H68ZM73 203V204H72ZM79 203V204H77ZM123 203H126V202H123ZM130 203V202H129ZM145 203V204H144ZM154 203V204H153ZM161 203V204H160ZM93 206V207H91ZM116 204V203H115ZM114 204V207L117 205ZM131 204V203H130ZM147 204V205H146ZM158 204V205H157ZM164 204V205H163ZM167 204V206H166ZM181 204V206L179 205ZM199 204V205H198ZM220 204V203H219ZM61 205V206H60ZM64 205V206H63ZM77 205V206H76ZM81 205V207H80ZM86 205V206H85ZM129 205V206H128ZM144 205V206H143ZM217 205V206H216ZM50 206V207H49ZM70 206V207H68ZM76 206V207H75ZM79 206V207H78ZM107 206V207H108ZM129 208H128V207ZM131 206V207H130ZM136 206L137 207V211L135 209H133L134 207ZM149 206L151 208H149ZM164 206V208H163ZM108 207V208H109ZM117 207V208H118ZM141 207V208H140ZM176 207V208H175ZM67 208V209H66ZM72 208V209H71ZM107 208V209H108ZM127 208L128 210H126V212H124L125 214H123V212H121V209L122 210H125ZM155 210H154V209ZM86 209V210H85ZM88 209V210H87ZM111 209H114V208H111ZM148 209V211H147ZM150 209V210H149ZM158 209V210H157ZM172 209V211H171ZM216 209V208H215ZM71 210V211H70ZM90 210V211H89ZM110 211V209H108ZM132 210H135V211H132ZM141 210V212H140ZM143 210V211H142ZM161 210V212H160ZM87 211V213H86ZM110 211V212H111ZM120 212V215L119 213L117 214V212ZM145 211V212H144ZM157 211L159 212V214L156 215ZM163 211V212H162ZM73 212V213H72ZM85 212V213H84ZM117 214V218H116V215L114 214ZM139 212V214L137 213ZM151 212V213H150ZM156 212V213H155ZM82 213V214H81ZM122 213V214H121ZM131 213V214H130ZM136 213L138 214V216L136 217ZM149 213V214H148ZM153 213H155V215L152 217ZM181 213V214H180ZM162 214V216H161ZM165 214V215H164ZM70 215V216H69ZM119 215V216H118ZM130 215V216H129ZM140 215V217H139ZM176 215V217H175ZM180 215V216H179ZM69 218H68V217ZM72 216V217H71ZM135 216V217H133ZM148 219H146V217ZM158 216V217H157ZM165 216V217H163ZM168 216V218L166 217ZM89 217V216H88ZM112 217V218H113ZM152 217V218H151ZM158 220H157V218ZM68 218V219H67ZM135 218V219H134ZM139 218V219H138ZM142 218V219H140ZM146 221H145V219ZM155 218V219H154ZM160 218V219H159ZM165 218V219H164ZM30 219V220H29ZM73 219V220H72ZM78 219V220H77ZM169 219V220H168ZM173 219V220H172ZM131 220V221H130ZM136 222H135V221ZM144 220V221H143ZM167 222H166V221ZM102 221H105V220H102ZM122 220H115L116 224H118V222L120 223L119 225H121L122 223ZM129 224L131 225V227L129 226ZM142 221V222H141ZM150 221V222H149ZM153 223H152V222ZM157 221V222H156ZM183 221V222H182ZM115 222H112L114 223L115 225ZM148 222V223H146ZM162 222V223H161ZM166 222V223H165ZM172 222V224H171ZM144 223V224H143ZM148 225L147 228H146V224ZM158 223V224H157ZM162 224V226L160 227V225ZM168 223V224H167ZM183 223V224H182ZM97 224V223H96ZM136 225V227L134 228V226ZM140 224V225H138ZM154 224V226H153ZM167 224V225H166ZM177 224V226H176ZM118 225V226H119ZM156 225V226H155ZM174 225V226H173ZM180 225V226H179ZM27 226V227H26ZM117 226V225H115ZM139 228H138V227ZM143 226V227H142ZM145 226V228H144ZM172 226V227H171ZM31 227V228H30ZM158 227V228H157ZM169 227V228H168ZM34 228V229H33ZM137 228V229H136ZM144 228V229H142ZM156 228V229H155ZM176 228V229H175ZM183 228V227H181ZM180 228V229H181ZM49 229V230H48ZM95 229V230H94ZM134 229V230H133ZM156 230V231H153ZM158 229V230H157ZM166 229V231H164ZM38 230V231H37ZM127 230V232H126ZM136 230V231H135ZM138 230H141L138 231ZM144 230V231H143ZM27 231V232H26ZM29 231V232H28ZM77 231V232H76ZM115 231V232H114ZM112 230L110 231V233H112L111 235L113 236V232L115 233L114 234V237H116V241L119 242L118 240V236L120 234H118V230ZM143 231V232H142ZM169 231V232H170ZM85 232V233H84ZM90 232H93L90 233ZM128 228L127 229H124V234L127 233V235H129L131 232H129L128 234ZM145 232V233H144ZM161 232H165V234H162L164 236L161 237ZM21 233V234H20ZM24 233V234H23ZM160 233V234H159ZM174 233V234H173ZM26 234H28L26 236ZM131 234V235H132ZM133 234V235H134ZM159 234V235H158ZM174 235V236H175ZM29 236V237H28ZM121 236V235H120ZM119 236V239H121L122 237ZM136 236V235H135ZM170 236L168 237V239L170 238ZM22 237V238H21ZM98 237V236H97ZM155 237V236H154ZM15 238V239H14ZM19 238V239H18ZM31 238V239H30ZM156 238V237H155ZM125 239V237H124ZM123 238L121 239L122 241L124 240ZM159 239V238H158ZM76 240H78L76 242ZM83 240V242H82ZM120 240V241H121ZM13 241V242H12ZM27 241V242H26ZM55 241H57L55 243ZM60 241V242H59ZM85 241V242H84ZM121 241V242H122ZM24 242V243H23ZM14 243V244H13ZM27 243V244H26ZM55 243V244H54ZM18 244V245H17ZM84 245V246H83ZM87 245V246H86ZM29 246H31L29 248ZM66 246V247H65ZM81 246V247H80ZM61 247V248H60ZM25 248V249H24ZM27 248V249H26ZM60 248V249H59ZM67 248V249H66ZM82 250H80V249ZM86 250H85V249ZM33 249V251H32ZM78 251H77V250ZM25 250V251H24ZM73 250V251H72ZM36 251V252H35ZM61 253H60V252ZM80 251V252H79ZM86 251V252H84ZM43 252V253H42ZM66 252V253H65ZM84 252V253H83ZM63 253V254H62ZM69 253V254H67ZM72 253V254H70ZM78 253V254H77ZM21 254V255H20ZM26 254V255H25ZM47 254V255H46ZM61 254V255H60ZM77 254L78 256V260H74V257L77 258V256H75ZM55 255H56V258H55ZM69 255V256H68ZM72 255V256H71ZM74 256V257H73ZM80 256V257H79ZM119 256V257H118ZM116 255L114 258H119V261H120V256H123V255ZM39 257V258H38ZM66 257V258H65ZM125 258L126 255L124 256ZM36 258V259H35ZM52 258V259H51ZM65 260H64V259ZM80 258V259H79ZM124 258V259H125ZM23 259V261H22ZM28 259V260H27ZM60 259V260H59ZM123 259V257H121V260ZM41 260V261H40ZM102 260H104L102 258ZM55 261L57 263H55ZM69 261V262H68ZM79 262V263H76ZM118 261V262H119ZM37 262V263H36ZM61 262V263H59ZM107 259H105V261L103 263L105 264H110L109 262H107ZM147 264H150V262H148ZM152 264V263H151Z\"/></svg>",
  "mask_w": 264,
  "mask_h": 264
},
{
  "label": "bare ground",
  "instance_id": "6f19581e",
  "mask_svg": "<svg viewBox=\"0 0 264 264\" xmlns=\"http://www.w3.org/2000/svg\"><path fill=\"white\" fill-rule=\"evenodd\" d=\"M2 1V0H0ZM5 1V0H4ZM146 1L148 0H108V2L104 5L105 7H103V9L100 11L97 10V7L99 6V2L98 0H46L45 4H46V8L47 10L42 11L38 15L39 18H29L27 17H23V21L21 23V30L24 31V34L22 38H19L18 40L15 39L12 41L10 40L6 45H4V49L7 48V50L9 49L10 51L13 50L14 48L20 47L23 49V88H22V93L24 96V99L22 100L23 103L22 107L23 110L26 114V112L31 111L32 109L35 112V116H34V121L33 120H29L31 123L32 121L34 122L31 126V124L29 123V127L31 126V128L29 129H24V137L27 140L29 138V136L32 134L31 130L35 129L38 133H43V134H47V135H51L53 132V125L52 123L54 121H60L61 122V127L64 129V131L66 133H68L67 131L70 130L69 132H75L77 134H79L80 136H91L93 138V134H95L94 130H99L101 128V126L107 122V119H111L112 118V113H114L113 116L117 115V112H122V109L124 108H118L119 106V102H121V98L119 92H114L111 89V84L110 83H117L118 85L122 86L125 90H123V93L125 92L126 94L129 95L132 93L136 92V88L141 84V80L143 76H141L142 74L147 75L146 72H141L140 71H146L145 69H149V72L151 71L150 68L152 69V66L157 67V74L159 75V80H157V83L159 81L164 82L166 80L167 77L171 76L172 78H174L176 75L174 73H181L182 74V70L186 69L183 67L184 63H182L183 61L181 60L184 56H182L180 47H181V43L183 41V33L185 32L184 27H182L178 21L179 19H181V21H184V23L186 22V24H188V22L191 23L193 22V20L198 21V20H202L204 23H209L208 21H210L212 29H210L211 31H209L210 34H208L205 38L203 36V44L201 41V46L202 48L205 50V53L208 55V57H210L212 60L215 59V56H217L216 51H219L217 49H213V45H210L212 47H210V45L208 44L209 41H211L212 39L216 40H220L221 37L219 38V36L221 35L222 37L223 34L228 31L229 29L227 28V20L225 19V16L222 15L220 13L221 16H218L219 14H213L210 15L212 18H209V16H205L206 12L208 11V9L211 7L209 4V0H183L180 1V6L182 5L183 9H184V13H181V11L183 10L182 7L181 11L179 9V13H177V16H175L176 14L173 15L170 14H161V12H159L160 10L156 8H154L155 6H152L151 4L155 5V3H152L150 0V5L152 6V9H146ZM161 1V0H160ZM165 1V0H164ZM221 1V0H219ZM218 1V2H219ZM228 3L230 0H227ZM259 1V0H258ZM8 2V1H7ZM19 2V1H18ZM163 2V1H162ZM213 2V1H211ZM210 2V3H211ZM222 2L226 5V1ZM231 3L233 2L232 0L230 1ZM30 3V2H29ZM157 3V2H156ZM214 3V2H213ZM222 3V4H223ZM260 3V1H259ZM15 4V3H14ZM13 4V5H14ZM159 4V3H157ZM219 4V3H218ZM217 4V5H218ZM222 4H219L222 6ZM236 4V3H234ZM250 4V3H249ZM258 4V3H257ZM262 5H264V3H261ZM22 5V4H21ZM24 5V4H23ZM179 5V4H177ZM216 5V6H217ZM225 5H223L226 9L232 7V4H228V6L226 7ZM238 5V4H237ZM240 5V4H239ZM253 5V4H252ZM251 5V6H252ZM259 5V4H258ZM260 5V6H262ZM7 6V5H6ZM10 6V5H9ZM20 6V5H19ZM26 6V5H25ZM103 6V4H102ZM164 6V5H162ZM168 6V5H167ZM176 6V5H175ZM210 6V7H209ZM222 6V7H223ZM148 7V6H147ZM220 9V6H218ZM217 7V8H218ZM233 7H235L233 5ZM243 7V6H242ZM10 8V7H9ZM24 8V7H23ZM45 8V9H46ZM145 8V9H144ZM244 8V7H243ZM2 9V8H1ZM216 9V8H215ZM222 9V8H221ZM224 9V8H223ZM252 9V8H251ZM260 9V7H259ZM262 9V8H261ZM186 10V11H185ZM164 11V10H163ZM169 11V10H168ZM167 13H170L168 12ZM173 11V10H172ZM178 9L174 12H177ZM212 11V10H211ZM218 11V10H217ZM221 11V10H219ZM218 11V12H219ZM228 11V10H227ZM258 11V10H257ZM187 12V13H186ZM203 12V13H202ZM244 12V11H243ZM264 12V10H263ZM28 13V12H27ZM254 13V12H253ZM201 14V15H199ZM210 14V13H209ZM212 14V13H211ZM227 14H230L227 12ZM238 14V13H237ZM236 14V15H237ZM245 13L240 14L241 16H244ZM251 14V13H250ZM264 14V13H263ZM173 15V16H172ZM216 15V16H215ZM231 15V14H230ZM229 15V16H230ZM246 15V14H245ZM249 15V14H248ZM33 16V15H32ZM37 16V17H38ZM175 16V17H174ZM228 16V15H226ZM228 16V17H229ZM240 16V17H241ZM252 16V15H251ZM19 17V16H18ZM31 17V16H30ZM235 17V16H234ZM239 17V16H238ZM247 17V16H246ZM9 18V17H8ZM198 20H197V19ZM253 18V17H251ZM211 19V20H209ZM231 19V18H229ZM244 19V18H243ZM247 19V18H246ZM250 19V18H249ZM248 19V20H249ZM255 19V18H254ZM258 19V18H257ZM264 19V18H263ZM7 20V19H6ZM22 20V19H21ZM232 20V19H231ZM234 20V19H233ZM239 20V19H238ZM253 20V19H252ZM262 20V19H261ZM260 20V21H261ZM15 20H13L14 22ZM243 21V20H242ZM251 21V19H250ZM264 21V20H263ZM16 22V21H15ZM170 22H174L172 24H174V32L172 33L170 30H172L171 28H167V23ZM235 22V21H233ZM232 22V23H233ZM245 22H248L245 20ZM253 22V21H252ZM262 22V21H261ZM46 24L45 28H40V24ZM201 23V22H200ZM263 23V22H262ZM7 24V23H6ZM89 24H93V26L89 25ZM185 24V25H186ZM229 24V23H228ZM231 24V23H230ZM234 24V23H233ZM237 24V22H236ZM244 24V23H243ZM253 24V23H252ZM251 24V25H252ZM5 25V24H4ZM3 25V26H4ZM191 24H188L187 28L193 26ZM208 25V24H207ZM255 25V24H253ZM260 25V24H259ZM10 26V25H8ZM6 26V27H8ZM15 26V25H14ZM25 26V29H22ZM43 26V25H41ZM244 26V25H243ZM44 27V26H43ZM173 28V25L171 26ZM202 27V26H201ZM210 27V26H209ZM245 27V26H244ZM247 27V26H246ZM192 28V27H191ZM190 28V31L188 32L189 29H186L187 32H185L184 34H187L188 38L187 40H185L187 43L189 42V39L193 37V29ZM204 28V27H203ZM207 28V27H206ZM237 28V27H236ZM261 28V27H260ZM170 29V30H169ZM235 29V27H234ZM245 29V28H244ZM248 30V28H246ZM246 30V33H247ZM264 30V29H263ZM8 31V30H7ZM6 31V32H7ZM10 31V29H9ZM8 31V32H9ZM256 31V29H255ZM4 32V31H2ZM235 32V31H234ZM252 32V31H251ZM203 33V32H202ZM245 33V32H244ZM242 33V34H244ZM200 34V33H199ZM205 34V33H204ZM207 34V33H206ZM6 35V34H4ZM20 35V36H22ZM226 35V34H225ZM230 35V32H229ZM19 36V37H20ZM186 36V37H187ZM244 36V35H243ZM185 37V35H184ZM249 37V36H248ZM3 38V37H2ZM208 41V39H210ZM217 38V39H216ZM226 38H230L226 37ZM225 38V39H226ZM234 38V37H232ZM231 38V39H232ZM236 38V37H235ZM241 38V36H240ZM246 38V37H245ZM263 38V37H262ZM194 39V37H193ZM224 38L221 40H225ZM242 39V38H241ZM1 40V39H0ZM4 40V39H3ZM2 40V42H4ZM212 40V42L214 41ZM230 39H228L226 42H228ZM236 40V39H235ZM257 40V39H255ZM8 41V40H7ZM114 41V42H113ZM115 41L117 42V45L115 44ZM191 41V40H190ZM234 41V40H233ZM1 42V41H0ZM192 42V41H191ZM232 42V41H231ZM230 42V43H231ZM235 42V41H234ZM215 43V42H214ZM219 43V42H218ZM217 43V44H218ZM222 43V42H221ZM237 43V40H236ZM226 43H224V47L223 44L219 43V46L222 45L221 47L224 48L225 50H227V45L225 46ZM184 45V42L183 44ZM191 46V44L189 43L188 46ZM194 45H196L194 43ZM216 45V44H215ZM230 45V44H228ZM218 46V45H217ZM218 46V47H219ZM235 46V45H233ZM241 46V45H240ZM197 47V46H196ZM216 47V46H215ZM242 47V46H241ZM247 47V46H246ZM256 47V46H255ZM258 47V45H257ZM183 48V46H182ZM217 48V47H216ZM221 48V49H222ZM231 48V46H230ZM237 48V47H236ZM235 48V49H236ZM254 48V47H253ZM261 48V47H260ZM263 48V47H262ZM220 49V48H219ZM220 49V50H221ZM235 49H229V50H235ZM238 49V48H237ZM244 49V48H243ZM248 49V48H247ZM259 47L256 49L258 50ZM264 49V48H263ZM262 49V50H263ZM6 50V49H5ZM8 50V51H9ZM186 50V49H185ZM189 50V49H188ZM197 50V49H196ZM202 50V49H201ZM203 50V51H204ZM216 50V51H215ZM224 50V51H225ZM239 50V49H238ZM237 50V51H238ZM242 50V48L240 49ZM239 50V51H240ZM252 50V49H251ZM261 50V49H260ZM261 50V51H262ZM3 51V50H2ZM200 51V50H199ZM196 51V52H199ZM239 51L237 53H235L236 51H234L235 54H232L234 56H236V60H234L235 62L238 61L240 63V65L246 69V67L251 70V71H256V66H261L260 64L257 65L255 63V65L253 64L254 62H252L250 59L246 58L245 56H243V54H245L246 52H241L242 54L239 53ZM244 51V50H243ZM264 51V50H263ZM262 51V54H264V52ZM185 52V51H183ZM187 52V51H186ZM220 53H222V50L219 51ZM227 52H229L227 50ZM232 51H230L231 53ZM249 52V51H248ZM254 52V51H253ZM7 53V51H6ZM220 53H218L217 58H221L220 57ZM256 53V52H255ZM261 53V52H260ZM184 54V53H183ZM187 54V53H186ZM191 54V53H190ZM197 54V53H196ZM199 54V53H198ZM197 54V55H198ZM216 54V55H215ZM257 54V53H256ZM261 54V55H262ZM11 55L13 57H15V53L12 52ZM206 55V56H207ZM252 55H255L254 53H252ZM260 55V54H259ZM186 56V55H185ZM188 56V55H187ZM191 56V55H190ZM256 56V55H255ZM189 57V56H188ZM201 57V56H200ZM257 57V56H256ZM259 58H261V56H258ZM262 57H264V55H262ZM189 58H192L189 57ZM216 58V59H217ZM229 58V57H228ZM251 58H255L254 56ZM258 58V60H259ZM194 59V57H193ZM192 59V60H193ZM222 59V58H221ZM256 59V58H255ZM2 60V59H0ZM142 60V61H141ZM143 60L145 61L143 63ZM185 60V59H183ZM200 60V59H199ZM210 60V59H209ZM218 60V59H217ZM224 60V59H223ZM226 60V59H225ZM230 60V59H229ZM251 62H250V61ZM6 61V60H5ZM14 61V60H13ZM182 61V62H181ZM187 61V60H186ZM194 61V60H193ZM206 61V60H205ZM211 61V60H210ZM216 62V60H213ZM212 61V62H213ZM228 61V60H227ZM254 61V60H253ZM259 61H262V59H260ZM140 62H142L144 65L145 69H142V64L140 65ZM200 62V61H199ZM198 62V63H199ZM211 62V65L214 64ZM12 63V62H11ZM197 63V62H196ZM197 63V64H198ZM203 63V62H202ZM219 63H221V60L218 62V66L220 65ZM231 63V62H230ZM226 61L225 63H221V68L222 71L225 70L226 72V66L228 67V65L230 64ZM238 63V65H239ZM233 64V63H232ZM264 64V63H263ZM193 65V64H192ZM199 65V64H198ZM203 65V64H201ZM200 65V66H201ZM208 65V64H207ZM215 65V64H214ZM239 65V68H240ZM142 68H141V67ZM146 66V67H145ZM186 66V64L184 65ZM209 66V65H208ZM207 66V67H208ZM219 66V67H220ZM236 67V65H234ZM192 67V66H191ZM214 67V66H213ZM230 68H232L229 65ZM228 67V68H229ZM6 68V67H5ZM141 68V69H140ZM194 68V67H192ZM218 68V67H217ZM217 68L215 67L214 69H216L215 71H217ZM227 68V69H228ZM259 68V67H258ZM154 70H156V68H153ZM211 69V67H210ZM209 69V70H210ZM246 69V70H248ZM213 70V69H211ZM257 70H261L260 68ZM190 71V70H189ZM205 68L204 70L201 69V67H195L194 70H191V72H187L188 74V86L190 91L188 93H190L191 95H193V98H199V100L203 101V104H205L206 106L208 105V107L210 106L211 102H214V98L213 95L210 94V90L212 89V87L214 86V82L215 79L213 75L209 74L208 72L206 73ZM230 71V69H229ZM234 71V70H233ZM232 71V72H233ZM154 71H152L153 74ZM154 72V73H155ZM220 72V71H219ZM224 72V71H223ZM257 72V71H256ZM21 73V72H19ZM236 73L238 75L237 78H241V74H238V71H236L234 74L236 76ZM241 73V72H240ZM156 74V75H157ZM214 74V73H213ZM217 73H215L214 75H216ZM219 74V73H218ZM224 75V73H222ZM178 75V74H177ZM186 75V74H185ZM221 75V74H220ZM220 75L219 76V82L220 81ZM223 75H221L223 77ZM228 72L224 75L223 78H225V76L227 77ZM231 76L232 78L235 76ZM263 75V74H262ZM14 76V75H13ZM16 76V75H15ZM149 75H147L145 78H147ZM240 76V77H239ZM250 76V75H249ZM253 76V75H252ZM18 77V75H17ZM158 77V76H157ZM217 77V76H216ZM256 77V76H255ZM11 78V77H10ZM151 78H153L151 76ZM236 80L241 83L244 81L243 78L237 79ZM251 78V77H250ZM249 78V79H250ZM264 78V75H263ZM144 79V77H143ZM148 79V78H147ZM175 79V78H174ZM222 79V78H221ZM230 79V77H229ZM243 79V80H242ZM173 80V79H172ZM176 80V79H175ZM218 80V79H217ZM216 80V83H217ZM223 80V79H222ZM259 80V79H258ZM13 81H16L13 80ZM18 81V80H17ZM143 81V80H142ZM149 81V79L147 80ZM167 81V80H166ZM223 81H228V79L223 80ZM222 81V82H223ZM231 81V80H230ZM236 81V82H237ZM252 81V80H251ZM177 82V81H176ZM221 82V83H222ZM235 82V81H234ZM260 82V81H259ZM152 83V82H151ZM171 82H168V84H170ZM175 83V81H174ZM227 83V82H226ZM246 83V81H245ZM244 83V85H245ZM264 83V82H262ZM115 84V89L114 90H118L119 88L117 87L118 85ZM155 84V83H154ZM153 84V85H154ZM167 84V85H168ZM177 84V83H175ZM181 83H178L177 86L180 87ZM225 84V83H224ZM230 84V83H229ZM232 84V83H231ZM230 84V85H231ZM242 84V83H241ZM241 88L243 85H241ZM259 84V83H258ZM12 85V84H11ZM149 85V84H148ZM166 85V84H165ZM164 85V88H165ZM166 85V86H167ZM186 85V84H185ZM219 85H221L219 83ZM218 85V87H219ZM223 85V84H222ZM227 85V84H226ZM225 85V87H226ZM19 86V85H18ZM113 86V85H112ZM119 86V87H120ZM155 86V85H154ZM224 86V85H223ZM229 86V85H228ZM227 86V87H228ZM233 86V85H231ZM237 86V85H236ZM250 86V85H249ZM254 86V85H253ZM9 87V86H8ZM16 87V86H15ZM156 87V86H155ZM154 87V88H155ZM217 87V86H216ZM244 87V86H243ZM247 87V86H245ZM13 88V87H12ZM18 88V87H17ZM15 88V89H17ZM113 88V87H112ZM118 88V89H117ZM122 88V89H123ZM151 87V91H152ZM157 88H159L157 86ZM172 88V87H171ZM174 88V86H173ZM221 88V87H220ZM219 88V89H220ZM230 88V87H229ZM6 89V88H5ZM21 89V86H20ZM144 88H142L143 90ZM161 89H163L161 87ZM176 89V88H174ZM181 89V88H180ZM183 89V87H182ZM181 89V90H182ZM232 89V88H231ZM246 90V88H244ZM253 89V88H251ZM258 89V88H257ZM121 90V89H119ZM141 90V89H139ZM138 90V91H139ZM150 90V89H149ZM180 90V91H181ZM224 90V88H223ZM222 90V91H223ZM235 90V89H234ZM242 90V89H241ZM250 90V89H249ZM16 91V90H15ZM20 91V90H19ZM135 91V92H134ZM137 91V92H138ZM148 91V89H147ZM151 91H149L151 93ZM154 91V89H153ZM158 91V90H155ZM154 91V92H155ZM172 91V90H171ZM174 91V90H173ZM179 91V90H178ZM179 91V92H180ZM185 91V90H184ZM122 92V91H121ZM153 92V93H154ZM167 92V91H166ZM178 92V93H179ZM183 92V91H182ZM186 92V91H185ZM211 92H213V89L211 90ZM218 92V91H217ZM224 92V91H223ZM228 92V91H227ZM233 92V90H232ZM241 92V91H240ZM248 92V91H246ZM263 92V91H262ZM5 93V92H4ZM3 93V94H4ZM9 93V92H8ZM17 93V92H16ZM181 93V92H180ZM221 93V92H220ZM225 93V92H224ZM237 93V92H236ZM14 94V93H13ZM19 94V93H18ZM136 94V93H135ZM163 94V93H162ZM229 94V93H227ZM241 94V93H239ZM244 94V92H243ZM16 95V94H15ZM123 95V94H122ZM125 95V94H124ZM123 95V96H124ZM127 95V96H128ZM155 95V94H154ZM158 95V94H157ZM164 95V94H163ZM183 95V94H181ZM226 94H224L223 96L225 97ZM232 95V93L230 94ZM246 95V93L244 94ZM153 96V95H151ZM150 96V97H151ZM175 96V95H174ZM185 96V95H184ZM195 96V97H194ZM243 96V95H242ZM247 96V95H246ZM254 96V94H253ZM264 96V94H263ZM2 97V96H1ZM8 97V96H7ZM6 97V99H7ZM11 97V96H10ZM135 97V96H134ZM133 97V98H134ZM154 97V96H153ZM165 97H169V96H165ZM177 97V96H176ZM192 97V96H191ZM217 97V96H216ZM229 97V96H228ZM232 97V96H231ZM248 97V96H247ZM3 98V97H2ZM12 98V97H11ZM16 98V97H15ZM19 98V97H18ZM195 98V99H196ZM243 98V97H242ZM241 98V99H242ZM260 98V97H259ZM5 99V98H4ZM10 99V98H9ZM132 99V98H131ZM186 99V98H185ZM189 99V97H188ZM223 98H221L222 100ZM226 99V97H225ZM237 99V98H236ZM251 99V98H250ZM262 99V98H261ZM147 100V99H146ZM154 100V99H153ZM163 100V99H162ZM166 100V99H165ZM176 100V99H175ZM184 100V99H182ZM187 100V99H186ZM185 100V101H186ZM199 100H196L198 102H200ZM227 100V99H226ZM230 99H228L229 101ZM252 100V99H251ZM264 100V99H263ZM125 101V100H124ZM227 101V102H228ZM232 101V100H230ZM229 101V102H230ZM236 101V100H235ZM234 101V102H235ZM241 101V100H240ZM245 101L246 98H245ZM256 101V100H255ZM262 101V100H261ZM9 102V101H8ZM12 102V101H11ZM138 102V101H137ZM158 102V101H157ZM222 102V101H221ZM239 102V101H238ZM263 102V101H262ZM7 103V102H6ZM162 103V102H161ZM184 103V101H183ZM191 103V102H190ZM201 103V102H200ZM215 103V102H214ZM223 103H224V99H223ZM237 103V102H236ZM235 103V104H236ZM245 103V102H244ZM257 103V102H256ZM255 103V104H256ZM2 104V103H1ZM20 104V105H21ZM131 104V103H130ZM194 104V102H193ZM217 102L214 105V107L216 106V108H219L218 105H216ZM231 104V102L229 103ZM246 104V103H245ZM244 104V106H245ZM250 104V103H249ZM254 104V102H253ZM121 105V103H120ZM140 105V104H139ZM163 105V104H162ZM174 105V103H173ZM179 105V104H178ZM184 105V104H183ZM197 105V104H196ZM204 105V106H205ZM227 105V104H226ZM248 105V104H247ZM148 106V105H147ZM198 106V105H197ZM223 106V105H222ZM225 106V104H224ZM229 106V105H228ZM231 107H233L232 105H230ZM241 107V110H243V107ZM253 106V105H252ZM18 107V106H17ZM120 111H117V108ZM122 107V106H121ZM127 107V106H126ZM180 107V106H178ZM230 107V108H231ZM239 107V106H238ZM262 107V106H261ZM14 108V107H13ZM139 108V107H138ZM175 108V107H174ZM192 108V107H191ZM207 108V107H206ZM250 108V107H249ZM256 108V107H255ZM29 109V110H28ZM166 109V108H165ZM178 109V108H177ZM176 109V111H177ZM213 109V106H212ZM215 109V108H214ZM222 109V108H221ZM234 109V108H233ZM236 109V108H235ZM3 110V109H2ZM5 110V109H4ZM12 110V109H11ZM18 110V109H17ZM23 110H21L23 112ZM157 110V109H156ZM229 110V109H226ZM232 110V108H231ZM230 110V113H231ZM255 110V109H254ZM262 110V109H261ZM1 111V110H0ZM166 111V110H165ZM168 111V110H167ZM172 111V110H171ZM196 111V110H195ZM198 111V110H197ZM200 111V110H199ZM208 111V110H207ZM241 111V112H242ZM264 111V110H263ZM14 112V109L13 111ZM33 112V113H34ZM115 112L117 114H115ZM129 112V111H128ZM127 112V113H128ZM133 112V111H132ZM143 113L145 111H142ZM147 112V111H146ZM202 112V111H201ZM219 112V111H218ZM224 112V110H223ZM229 112V111H227ZM237 112V111H236ZM240 112V113H241ZM4 114V112H2ZM33 113H29V115H33ZM126 113V112H125ZM142 113V114H143ZM198 113V112H197ZM205 113V112H203ZM203 113H201L203 115ZM212 113V112H211ZM226 113V111H225ZM233 113V111H232ZM244 113V112H243ZM242 113V114H243ZM247 113V112H246ZM11 114V113H10ZM132 114V113H131ZM145 114V113H144ZM149 114V113H147ZM151 114V113H150ZM155 114V113H154ZM163 114H165V112H163ZM216 114V113H215ZM229 114V113H228ZM226 113V115H228ZM234 114V113H233ZM232 114V115H233ZM261 113L259 112V115ZM263 114V113H262ZM14 115V114H13ZM27 115L26 117L28 118ZM50 115L49 119L47 118ZM122 115V114H121ZM141 115V114H140ZM167 115V114H166ZM179 115V114H178ZM206 118V114H204ZM208 115V113H207ZM240 115V114H239ZM3 118V115H1ZM7 116V115H6ZM16 116V115H15ZM119 116V115H118ZM133 116V114H132ZM135 116V115H134ZM144 116V115H143ZM147 118V115H145ZM151 116V115H150ZM149 116V117H150ZM183 116V115H182ZM186 116V115H185ZM184 116V117H185ZM213 116V115H212ZM217 116V115H216ZM219 116V115H218ZM230 116V115H228ZM245 116V115H244ZM253 116V115H252ZM251 116V117H252ZM20 117V116H19ZM33 116H31L32 118ZM69 118L70 123L66 122L67 120H63L62 118L65 119ZM111 117V118H110ZM116 117V116H115ZM148 117V118H149ZM152 117V116H151ZM188 117V116H187ZM214 117V116H213ZM227 117V116H226ZM225 117V119H226ZM231 117V116H230ZM237 117V116H236ZM240 117V116H239ZM242 117V116H241ZM247 116H245L246 118ZM114 118V117H113ZM120 118V116H119ZM140 122L138 121L137 123H141L142 121V117H140ZM164 118V117H163ZM170 117H167V119H169ZM173 118V117H172ZM181 118V117H180ZM183 118V117H182ZM212 118V117H211ZM210 118V119H211ZM233 119V116L231 117ZM249 118V117H248ZM10 119V118H9ZM22 119V118H21ZM30 119V118H29ZM33 119V118H32ZM118 119V118H117ZM116 119V120H117ZM136 119V118H134ZM166 119V118H165ZM185 119V118H184ZM209 119V120H210ZM218 119V118H217ZM243 119V118H241ZM251 120V118H249ZM248 119V121H249ZM19 120V119H18ZM106 120V122H105ZM115 119L111 120V121H116ZM119 120V119H118ZM122 120V119H121ZM130 120V119H129ZM146 120V119H145ZM148 120V119H147ZM146 120V121H147ZM162 120V117H161ZM213 120V119H212ZM215 120V119H214ZM4 121V120H3ZM26 123H28V119L26 120ZM108 123V124H112L113 122ZM134 121V120H133ZM145 121V122H146ZM151 122L153 121L152 119L150 120ZM163 121V120H162ZM183 121V120H182ZM187 121V120H186ZM216 121V120H215ZM221 121V120H220ZM219 121V122H220ZM224 121V120H223ZM226 121V120H225ZM229 121V120H228ZM236 121V120H235ZM262 121V120H261ZM1 122V121H0ZM6 122V121H5ZM24 122V121H23ZM109 122V121H108ZM120 122V121H119ZM149 122V121H147ZM170 122V121H169ZM166 122V123H169ZM222 122V121H221ZM231 122V121H230ZM233 122V121H232ZM243 122V120H242ZM241 122V123H242ZM14 123V122H13ZM121 123V122H120ZM136 123V124H137ZM144 124V122H142ZM161 123V121H160ZM200 123V122H199ZM198 123V124H199ZM207 123V122H206ZM216 123V122H214ZM257 123V122H256ZM22 124V123H21ZM55 124V122H54ZM128 124V123H127ZM146 124V123H145ZM152 124V123H150ZM159 124V123H158ZM179 124V123H178ZM185 124V123H184ZM189 124V123H187ZM191 124V123H190ZM205 124V123H204ZM218 124V123H217ZM228 124V123H227ZM237 124V123H236ZM246 124V122L244 123ZM19 125V124H18ZM24 125V124H23ZM93 125V126H91ZM138 125V124H137ZM140 125V124H139ZM149 124H147L148 126ZM156 125V124H154ZM186 125V124H185ZM184 125V126H185ZM199 125H202L201 123ZM206 125V124H205ZM212 125V124H211ZM239 125V124H238ZM241 125V124H240ZM251 125V124H250ZM254 125V123H253ZM258 125V124H257ZM53 126V127H52ZM104 126V125H103ZM109 126V125H108ZM123 126V125H122ZM126 126V125H125ZM153 126V125H152ZM171 126V125H170ZM195 125H193V128ZM216 126V125H215ZM226 126V125H225ZM249 126V125H248ZM247 126V127H248ZM19 127V126H18ZM24 127V126H22ZM60 127V128H61ZM106 127V126H104ZM103 127V128H104ZM137 127V126H136ZM139 127H142V125H140ZM139 127L138 130L139 131ZM151 127V126H150ZM149 127V128H150ZM182 127V125H181ZM237 127V126H236ZM27 128V127H26ZM102 128V130H103ZM156 128V127H155ZM189 128V127H187ZM215 128V127H213ZM256 128V127H255ZM16 129V128H15ZM31 129V130H30ZM142 129V128H140ZM184 129V128H183ZM186 129V126H185ZM221 129V128H220ZM5 130V129H4ZM21 130V129H20ZM101 130V131H102ZM123 130V129H122ZM133 130V129H132ZM160 130V129H159ZM165 130V129H164ZM163 130V132H164ZM182 130V128H181ZM208 130V129H207ZM222 130V129H221ZM220 130V131H221ZM229 130V129H228ZM227 130V131H228ZM11 131V130H10ZM35 131V132H36ZM136 131V130H135ZM141 131V130H140ZM139 131V132H140ZM157 131V130H156ZM161 131V130H160ZM178 131V130H176ZM196 131V130H194ZM217 131V130H216ZM218 130V132H220ZM224 131V130H223ZM222 131V132H223ZM12 132V131H11ZM34 132V134H35ZM36 132V133H37ZM109 132V131H108ZM111 132V131H110ZM149 133V130L147 129V131ZM145 132V133H146ZM155 132V130L153 131ZM162 132V131H161ZM199 131H196V133ZM205 132V131H204ZM209 132V131H208ZM225 132V131H224ZM223 132V135H224ZM74 133V134H75ZM101 133V132H99ZM98 133V135H99ZM142 133V131L140 132ZM147 133V134H148ZM150 133H152L150 131ZM156 133V132H155ZM154 133V134H155ZM159 132H157L156 134L158 135ZM200 133V132H199ZM211 133V132H210ZM233 133V132H232ZM239 133V132H238ZM257 133V132H256ZM59 134V133H58ZM69 134V133H68ZM71 134V133H70ZM118 134V133H117ZM120 134V133H119ZM137 135H139V133H136ZM160 134V133H159ZM167 134V132H166ZM170 134V133H169ZM198 134V133H197ZM209 134V133H208ZM216 134V132H215ZM241 134V133H239ZM19 135V134H18ZM17 135V136H18ZM53 135V134H52ZM55 135V134H54ZM73 135V134H72ZM97 135V134H96ZM102 135V134H101ZM104 135V134H103ZM116 135V134H114ZM221 134V136H223ZM245 135V134H244ZM22 136V137H23ZM62 136V135H61ZM117 136V135H116ZM135 136V135H134ZM140 136V135H139ZM149 136V135H148ZM163 136V135H162ZM161 136V137H162ZM204 136V135H203ZM208 136V135H207ZM213 136V133H212ZM219 136V135H218ZM226 136V135H225ZM242 136V135H241ZM240 136V137H241ZM38 137V136H37ZM51 137V136H50ZM100 137V136H97ZM114 139V136H112ZM133 138V135L131 136ZM136 137V136H135ZM147 137V136H146ZM157 137H160L159 135ZM169 137V136H168ZM230 137H232L230 135ZM239 137V136H238ZM48 138V136H47ZM87 138V137H86ZM91 138V140H92ZM116 138V137H115ZM127 138V140H126ZM123 138V143H129V142H125V141H129L130 137H126ZM137 138V137H136ZM149 138V137H148ZM147 138V139H148ZM156 138V137H155ZM209 138V137H208ZM217 138V137H216ZM229 138V137H228ZM49 139V138H48ZM52 139V138H51ZM88 139V138H87ZM94 139H95V135H94ZM106 139V138H105ZM158 139V138H157ZM162 139V138H161ZM163 139L166 140V138L163 136ZM171 139V137H170ZM169 139V140H170ZM213 139V138H212ZM237 139V138H236ZM245 139V137H244ZM23 140V139H22ZM53 140V139H52ZM66 139L64 138V141ZM81 140V139H80ZM85 140V139H83ZM90 139H88L89 141ZM90 140V142H91ZM97 140V139H96ZM103 139L100 138V141H102ZM118 140V139H117ZM146 140V139H145ZM153 140V139H152ZM155 140V139H154ZM206 140V139H205ZM227 140V139H226ZM233 140V139H232ZM4 141V140H3ZM21 141V140H20ZM68 141V140H67ZM132 141V140H131ZM130 141V142H131ZM142 141V140H141ZM160 141V138H159ZM162 143L164 142V140H161ZM168 141V140H166ZM208 141V140H207ZM211 141V140H210ZM224 141V140H223ZM222 141V142H223ZM249 141V140H248ZM54 142V141H53ZM58 142V141H57ZM89 142V143H90ZM98 142V140H97ZM96 142V143H97ZM106 143V141H103ZM102 142V144H103ZM119 142V140H118ZM117 142V144H119ZM136 142L133 140V143ZM156 142V140H155ZM193 142V141H192ZM198 142V141H197ZM213 142V141H211ZM220 142V141H219ZM238 142V141H237ZM245 142V141H244ZM38 143V142H37ZM88 143V142H86ZM85 143V144H86ZM95 143V142H94ZM111 143L112 145V141H108V146ZM115 140H114V147H115ZM122 143V141H121ZM131 143V144H133ZM142 142H140L141 145ZM149 143V142H147ZM151 143V142H150ZM196 143V142H195ZM214 143V142H213ZM212 143V144H213ZM225 143V142H223ZM247 144V142H245ZM70 144V143H69ZM73 144V143H72ZM81 144V141H80ZM84 144V141L83 143ZM81 144V145H82ZM91 144V143H90ZM130 144V143H129ZM129 145L132 146V145ZM154 143H152L153 145ZM157 144V143H156ZM161 144V143H158ZM167 144V143H166ZM172 144V143H171ZM227 144V143H226ZM238 144V143H237ZM40 145V144H39ZM71 145V144H70ZM88 145V144H86ZM104 145V144H103ZM110 145V146H111ZM112 145V146H113ZM120 145V144H119ZM165 145V144H164ZM170 145V144H169ZM206 145V144H205ZM221 145V144H220ZM235 145V144H234ZM243 145V144H242ZM25 146V145H24ZM23 146V147H24ZM30 146V145H29ZM50 146V145H49ZM66 146V145H65ZM92 146V145H90ZM96 146V144H95ZM101 146V145H100ZM106 146V144L104 145ZM111 146V147H112ZM135 146V145H134ZM130 148L131 150L133 149V147ZM139 146V144H138ZM138 146L136 148H138ZM172 146V145H171ZM210 146V145H207ZM213 148L215 146L211 145ZM218 146V145H217ZM231 146V144H230ZM248 146V145H247ZM80 147V145L78 146ZM83 147H86L85 145H83ZM119 147V146H118ZM121 148H123L122 146H120ZM164 147V146H163ZM169 147V146H168ZM186 147V146H185ZM205 147V146H204ZM223 147V146H221ZM241 148V146H239ZM39 148V147H38ZM37 148V149H38ZM82 148V147H81ZM96 148V147H95ZM107 148V147H106ZM109 148V147H108ZM113 148V147H112ZM111 148V149H112ZM120 148V149H121ZM135 148V150H136ZM191 148V146H190ZM208 148V147H207ZM206 148V149H207ZM224 148H226V145L224 146ZM223 148V149H224ZM230 148V147H229ZM228 148V150H229ZM236 148V147H234ZM41 149V148H40ZM53 149V148H51ZM74 149V148H73ZM80 149V148H79ZM85 149V148H84ZM115 151L117 148L116 145V149L113 148ZM112 149V150H113ZM125 149V148H124ZM140 149V148H139ZM163 149V148H162ZM175 149V148H174ZM187 149V147L185 148ZM184 149V150H185ZM215 149V148H214ZM217 149V148H216ZM215 149V150H216ZM222 149V148H220ZM219 149V150H220ZM222 149V150H223ZM233 149V148H232ZM238 149V148H236ZM13 150V149H12ZM103 150V149H102ZM110 150V149H109ZM130 150V151H131ZM138 150V149H137ZM194 150V148H193ZM192 150V151H193ZM221 150V151H222ZM225 150V149H224ZM223 150V152H225ZM231 150V149H230ZM235 150V149H234ZM240 152V149H238ZM243 150V149H242ZM77 151V150H76ZM75 151V152H76ZM120 151V150H119ZM123 151V150H122ZM133 151V150H132ZM132 151L130 153H132ZM141 151V150H140ZM138 151V152H140ZM171 151V148H170ZM168 151V153L170 152ZM187 151V150H186ZM191 151V150H190ZM217 151V150H216ZM46 152V151H45ZM55 152V151H54ZM73 152V151H72ZM74 152V153H75ZM81 152V151H80ZM110 152V151H109ZM113 152V151H111ZM110 152V153H111ZM137 152V151H134ZM173 152V151H171ZM189 152V151H188ZM187 152V153H188ZM194 152V151H193ZM231 152V151H230ZM235 152V151H234ZM245 152V151H244ZM247 152V151H246ZM27 153V152H26ZM79 153V152H78ZM77 153V154H78ZM83 153V152H82ZM105 153V152H104ZM103 153V154H104ZM109 153V154H110ZM115 153V152H114ZM122 153V152H121ZM129 153V151L127 152ZM125 153V154H127ZM144 153V152H143ZM175 153V152H173ZM178 153V152H177ZM200 153V152H199ZM220 153V152H219ZM241 153V152H240ZM80 154V153H79ZM106 154V153H105ZM116 154V153H115ZM136 154V153H135ZM134 154V155H135ZM141 154V153H140ZM171 154V153H170ZM169 154V155H170ZM185 154V153H184ZM196 154V153H195ZM198 154V153H197ZM196 154V155H197ZM201 154V153H200ZM228 154V153H227ZM230 154V153H229ZM233 155V153H231ZM230 154V156H231ZM236 154V152H235ZM234 154V155H235ZM30 155V154H29ZM83 155V156H82ZM113 155V153H112ZM162 155V154H161ZM174 155V154H173ZM178 155V154H177ZM199 155V154H198ZM219 155V154H218ZM233 155V156H234ZM238 155V153H237ZM248 155V154H247ZM246 155V156H247ZM27 156V155H26ZM79 156V155H78ZM81 156L83 158H85L84 154H81ZM88 156V155H87ZM92 156V155H91ZM102 156V155H99ZM108 157V155H105ZM104 156V157H105ZM119 156V154H118ZM128 156V155H127ZM136 156V155H135ZM140 156V155H139ZM137 156V157H139ZM245 156V155H244ZM243 156V157H244ZM249 156V155H248ZM255 156V155H254ZM253 156V157H254ZM103 157V156H102ZM100 157V158H102ZM116 157V156H115ZM130 157H134V156H130ZM162 157V156H161ZM184 157V156H183ZM183 157H180L181 159ZM188 157V156H186ZM197 157V156H196ZM200 157V156H199ZM212 157H214L212 155ZM223 157V155H222ZM235 157V156H234ZM232 157V158H234ZM239 158V155L237 156ZM241 157V154H240ZM256 157V156H255ZM81 158V157H80ZM82 158V159H83ZM110 158V157H109ZM118 158V157H117ZM135 158V157H134ZM160 158V157H159ZM225 158V157H224ZM227 158V156H226ZM231 158V159H232ZM244 162H246V157H244ZM262 158V157H261ZM16 160V158H14ZM52 159V157H51ZM119 159V158H118ZM132 159V158H131ZM186 159V158H185ZM192 159V158H191ZM217 159V157H216ZM228 159V158H227ZM242 159V158H241ZM260 159V158H259ZM60 160V159H59ZM79 160V159H78ZM85 162L87 161L86 158L84 159ZM89 160V159H88ZM109 160V159H108ZM166 160H168V158H166ZM188 160V159H187ZM202 160V159H201ZM200 160V161H201ZM213 160V159H211ZM222 160V159H221ZM229 160V159H228ZM233 160V159H232ZM240 160V158H239ZM14 161V160H13ZM55 161V160H54ZM126 161V160H125ZM124 161V162H125ZM128 161V160H127ZM132 161V160H131ZM136 161V160H134ZM162 161V159H161ZM195 161V160H194ZM227 161V160H226ZM234 161V160H233ZM250 161H252L250 159ZM9 162V161H8ZM90 162V161H89ZM148 162V161H147ZM175 162V161H174ZM196 162V161H195ZM209 162V161H208ZM237 161H235L234 167L237 169V171L240 172H244V166H247L246 164H236ZM240 161H238L239 163ZM249 162V161H248ZM254 162V161H253ZM259 162V161H258ZM11 163V162H10ZM76 163V162H75ZM84 163V162H83ZM137 163V162H136ZM144 163V162H143ZM161 163V162H160ZM192 163V161H191ZM199 163V162H198ZM234 163V162H233ZM257 162H255L256 166H253L250 168L249 166H247L246 168L248 170V172L251 170L252 172H255L258 175L259 179L261 180L259 183H257L258 181H256V185L254 184L252 188L245 187L244 189L242 188L238 193H234L233 196L226 197L221 199L222 201H218L219 203L217 207L211 208V206H207L205 210V212H200L197 207L193 204H190L188 207H186L185 209V215L183 216V218L185 217L186 219L185 224H183L184 226H180L178 227V230L176 232V235L173 237L170 236V238L168 239L169 236H167V234H170L171 231H173V229L168 233H166V237L167 239H162L160 237H157L156 235L150 234L149 230H151V228H149V226L146 224L148 222H146V228L148 226V229L146 230L147 232L145 234H136L133 235L131 232V225L129 224V226L131 227L129 229L128 225L125 224V226H127L124 229L128 228V231L131 232L129 235L124 234V229L122 227H124V222L123 220L125 219H121V217L125 218L128 216L129 212L131 211V208L129 209L130 211L125 214L124 212H126V210H128L127 208L125 210L121 209V212H123V216H121L119 219L122 220V224L119 225L120 223L118 222V224H116L115 220H119V219H114V217H110L111 213L113 211L111 210H119L120 208L118 206L124 204H129V205H136L138 207V204L141 206L145 199H143L140 195H142V191L147 192L148 189H146L145 187L147 186V188L149 187V189L151 190L153 187V190H151L150 192L152 193V191H154L156 184L154 185V183H152L153 186H148L149 185V180H148V184L146 185L144 182V184H142L140 182V177H139V181L137 180L138 176L140 175V171L141 168L139 167L140 171H135V174L138 173V176L136 177L137 181H133L135 179V175L132 176L129 173V177L127 176V171L125 175L123 176L124 180L121 179L122 177L118 174H113V175H117L119 177V179H117L118 181L116 182V180L114 179L115 177L113 176L112 180H115V182L117 183L115 188H120L121 191L128 193L130 196H128V202L127 200L123 201L126 203L121 202L120 205L117 204V202H115L114 204L116 205L114 207H109L111 204L107 202V200L109 202H113L116 200L115 197L114 198V193L117 192L115 191V189H112V186H110L111 188H104V189H99L98 192L96 190H93V192H96V194H94L93 196L91 193V190L89 193H91L89 195L88 192H86V194L88 193V197L87 200L90 201V203H92V205H94V208L92 211L88 212L89 215L87 214V218H89V220H87L86 226L87 229L90 230L93 228L94 225L97 226L96 228V232H97V236L94 239H91L88 241V248H87V255L85 256H81V260L80 264H105L103 263L105 261V259H107V262H109L110 264H147L148 262H150V264H264V164H260L257 165ZM261 163V162H260ZM263 163V162H262ZM63 164V163H62ZM65 164V163H64ZM63 164V165H64ZM78 164V163H77ZM81 164V163H80ZM79 164V165H80ZM138 164V163H137ZM181 164V163H180ZM190 164V163H189ZM188 164V165H189ZM223 165V163H221ZM227 164L230 165L229 167H231L232 162L227 161ZM61 165V164H60ZM87 165V164H86ZM130 164H128L129 166ZM148 165V164H147ZM166 165V164H165ZM207 165V164H206ZM232 165V166H233ZM244 165V166H243ZM250 165V164H249ZM75 166V165H74ZM84 166V165H83ZM132 166V165H131ZM130 166V168H131ZM143 166V165H142ZM146 166V165H145ZM144 166V167H145ZM168 166L170 167V164H168ZM186 166V165H185ZM193 166V165H192ZM220 166V165H219ZM224 166V165H223ZM9 167V166H8ZM50 167V166H49ZM52 167V166H51ZM61 167V166H60ZM80 167V166H79ZM122 169V166H120ZM124 167V166H123ZM154 167V165H153ZM152 167V168H153ZM166 167V166H165ZM188 167V166H187ZM217 167V166H216ZM213 166V168H216ZM227 167V166H226ZM82 168V166H81ZM86 168V167H85ZM125 168V167H124ZM133 168V167H132ZM186 168V167H185ZM200 168V167H197ZM210 168V167H209ZM208 168V169H209ZM212 168V167H211ZM220 168V167H219ZM233 168V167H232ZM84 169V168H83ZM127 169V167H126ZM125 169V170H126ZM164 169V168H163ZM167 169V168H166ZM182 169V168H181ZM187 169V168H186ZM190 169V167H189ZM187 169V170H189ZM207 169V170H208ZM223 169V168H220ZM225 169V168H224ZM234 169V168H233ZM77 170V169H76ZM86 170V169H85ZM120 170V169H119ZM133 170V169H132ZM183 170V169H182ZM186 170V171H187ZM191 170V169H190ZM200 170V169H199ZM204 170V169H203ZM217 170V169H216ZM214 170V171H216ZM226 170V169H225ZM9 171V170H8ZM117 171V170H116ZM123 171V169H122ZM121 171V172H122ZM145 171V170H144ZM149 171V170H148ZM145 171V172H148ZM151 171V170H150ZM154 171V170H153ZM184 171V172H186ZM209 171V170H208ZM71 172V171H70ZM82 172V171H81ZM84 172V171H83ZM94 172V171H93ZM120 172V171H119ZM120 172V173H121ZM124 172V171H123ZM137 172V173H136ZM155 172V171H154ZM154 172H150L152 174H154ZM173 172V171H172ZM194 172V171H193ZM192 172V173H193ZM197 172V171H196ZM224 172V171H223ZM231 172V171H230ZM230 172H227L228 174ZM3 173V172H2ZM62 173V172H61ZM144 173V172H143ZM149 173V174H150ZM200 173V172H199ZM218 173V171H217ZM222 173V171H221ZM233 173V172H232ZM239 173V172H238ZM237 173V174H238ZM247 173V172H246ZM49 174V173H48ZM70 173V177H71ZM85 174V173H84ZM83 174V175H84ZM148 174V173H147ZM173 174V173H172ZM220 174V173H219ZM218 174V175H219ZM225 174V173H224ZM241 174V173H240ZM243 174V173H242ZM241 174V175H242ZM250 175L247 174V176L251 177V173L249 172ZM67 175L69 176V174L67 173ZM78 175V174H77ZM107 175V174H106ZM123 175V174H121ZM142 175V174H141ZM155 176H157V173L154 174ZM195 175V174H194ZM201 175V174H200ZM217 175V174H216ZM223 175V173H222ZM233 175V174H232ZM241 175H238L237 177L241 178ZM6 176V175H5ZM14 176V175H13ZM68 176H66L65 178H67ZM131 176V177H130ZM143 176V175H142ZM141 176V177H142ZM147 177V175H145ZM165 176V175H164ZM172 176V175H171ZM187 176V175H186ZM215 176V175H214ZM236 176V175H235ZM10 177V176H9ZM72 177H74L72 179ZM71 179L74 181L75 176H72ZM80 177V176H79ZM78 177V178H79ZM87 177V176H85ZM112 177V174H111ZM134 177V179H132ZM145 177V179H146ZM148 177H153L151 175H148ZM160 177V176H159ZM158 177V178H159ZM163 177V175L161 176ZM192 177V176H191ZM205 177V176H204ZM226 177V174H225ZM244 177H246L244 175ZM243 177V178H244ZM84 178V176H83ZM92 178V177H91ZM89 177V179H91ZM101 178V177H100ZM105 179L108 178L104 177ZM129 178V179H127ZM157 178V177H156ZM174 178V177H173ZM185 178V177H184ZM196 178V177H195ZM194 178V179H195ZM200 178V177H199ZM219 178V177H218ZM233 178V177H232ZM241 178V179H243ZM1 179V178H0ZM4 178H2L3 180ZM20 179V177H19ZM94 179V178H93ZM92 179V180H93ZM99 179L98 177L96 178V180ZM132 179V181H131ZM150 179V178H148ZM154 180V178H152ZM166 179V177H165ZM168 179V177H167ZM186 179V178H185ZM205 179V178H203ZM207 179V177H206ZM215 179V178H214ZM236 179V178H235ZM234 179V180H235ZM241 179H239L240 181H242ZM249 179V177L247 178ZM251 179L257 180L258 178L253 177ZM250 179V180H251ZM60 180V179H59ZM63 180H65L63 178ZM78 180V179H76ZM81 181V179H79ZM78 180V181H79ZM144 180V179H143ZM142 180V181H143ZM147 180V179H146ZM145 180V182H146ZM151 180V181H153ZM161 180V179H160ZM164 181V178L162 179ZM182 180V179H181ZM198 180V179H197ZM201 180V179H199ZM210 180V179H209ZM238 180V179H237ZM246 180V179H245ZM244 180V182H245ZM1 181V180H0ZM7 181H9L7 179ZM18 181V180H16ZM70 181V180H69ZM77 181V182H78ZM91 181V180H90ZM102 181V179H101ZM204 181V180H202ZM217 181V180H216ZM224 181V180H223ZM19 182V181H18ZM64 182V181H63ZM83 182V179H82ZM97 182V181H96ZM107 182L104 181V183ZM111 182V181H110ZM153 182H158V181H153ZM162 184V181H160ZM165 182V181H164ZM171 182V181H169ZM187 182V181H186ZM201 182V181H198ZM207 182V180H206ZM211 182V181H210ZM234 182V181H233ZM243 185H245L249 182H245ZM252 182V180L250 181ZM255 182V181H253ZM66 183V182H65ZM76 183V182H74ZM81 183V182H80ZM87 183V182H86ZM85 183V184H86ZM101 183V182H100ZM103 183V182H102ZM101 183V184H102ZM103 183V184H104ZM191 183V182H190ZM189 183V184H190ZM202 183V182H201ZM214 183V182H213ZM4 184V183H3ZM7 184V183H6ZM20 184V183H19ZM72 184V182H71ZM82 184V183H81ZM80 184V185H81ZM100 184V185H101ZM101 185L102 188L103 187H107L104 185ZM107 184V183H106ZM108 184H112V183H108ZM172 184V182H171ZM200 184V183H199ZM212 183H209V185H211ZM224 184V182H223ZM236 184V183H235ZM242 184V183H241ZM251 184V183H250ZM249 184V185H250ZM18 185V184H16ZM67 185V184H66ZM99 185V186H100ZM163 185V184H162ZM165 185V184H164ZM167 185V183H166ZM170 185V183L168 184ZM174 185V184H173ZM177 185V184H176ZM181 185V184H180ZM216 185V183H215ZM222 185V184H221ZM233 185V184H232ZM52 186V185H51ZM74 186V184H73ZM83 186V185H82ZM86 186V185H85ZM96 186V185H95ZM100 186V187H101ZM158 186V184H157ZM156 186V189L158 190V187ZM179 186V185H178ZM195 186V185H194ZM238 186V185H237ZM242 186V185H241ZM251 186V185H250ZM12 187V186H11ZM20 187V186H19ZM109 187V186H108ZM164 187V186H163ZM162 187V189H164ZM167 187V186H166ZM174 187V186H173ZM177 187V186H176ZM183 187V186H182ZM197 187V186H196ZM203 187V186H202ZM223 187V186H222ZM244 187V186H242ZM95 188V187H94ZM140 191L142 189V191H138L139 189ZM143 188H145L143 190ZM161 187H159L160 189ZM179 188V187H178ZM185 188V187H183ZM189 188V187H188ZM208 188V187H207ZM215 188V187H214ZM233 188V187H232ZM239 188V187H238ZM70 189V188H69ZM77 189V188H76ZM90 189V188H89ZM119 189V190H120ZM135 189H137V193L140 192V195L138 193L135 192ZM155 189V191H156ZM161 189V190H162ZM166 189V188H165ZM182 189V188H181ZM195 189V188H194ZM197 189V188H196ZM218 189V188H217ZM220 189V188H219ZM223 189V188H221ZM226 189V188H225ZM74 190V189H73ZM118 190V189H117ZM168 190V188H167ZM170 190V189H169ZM172 190V189H171ZM170 190V191H171ZM178 190V189H177ZM183 190V189H182ZM215 190V189H214ZM229 190V189H228ZM233 190V189H232ZM238 190V189H237ZM160 191V190H159ZM175 192V189L172 190ZM190 190H188L187 192L189 193ZM61 192V191H60ZM122 192V193H123ZM184 192V191H183ZM191 192V191H190ZM195 192V191H194ZM207 192V191H206ZM51 193V192H50ZM49 193V194H50ZM84 193V192H83ZM150 193V194H151ZM160 193V192H158ZM156 191V194H158ZM165 193V192H164ZM163 193V195H164ZM185 193V192H184ZM183 193V196H184ZM196 193V192H195ZM209 193V192H208ZM228 193V192H226ZM231 193V191H230ZM46 194V193H45ZM57 194V193H56ZM76 194V193H75ZM72 196L73 198L75 197L76 199L79 198L80 195H77L78 198L75 196ZM85 194V193H84ZM119 195V193H116V195ZM121 194V193H120ZM128 194H125L128 195ZM153 194V193H152ZM167 194V193H166ZM171 195H173V193H170ZM175 194H177L175 192ZM181 194V193H180ZM200 194V193H199ZM203 194V193H202ZM206 194V193H204ZM221 194V193H220ZM237 194V196L235 195ZM62 195V194H61ZM83 195V194H82ZM115 195V196H116ZM122 195V194H121ZM147 195V194H146ZM161 195V194H160ZM168 195V194H167ZM166 195V197H167ZM187 195V194H185ZM190 195V194H189ZM193 195V194H192ZM195 195V194H194ZM201 195V194H200ZM59 196V195H58ZM85 196V195H84ZM87 196V195H86ZM120 196V195H119ZM123 196V195H122ZM145 197V195H143ZM148 196V195H147ZM151 196V195H149ZM157 196V195H156ZM162 196V195H161ZM178 196H179V191H178ZM203 196V195H202ZM218 196V195H217ZM217 196H213V197H217ZM45 197V196H44ZM57 197V196H56ZM113 197V198H111ZM170 197V196H169ZM173 197V196H172ZM185 197V196H184ZM200 197V196H199ZM206 197V196H205ZM221 197V196H220ZM219 197V198H220ZM49 198V196H48ZM52 198V197H51ZM68 199L70 201H73L74 199ZM109 198H111L109 200ZM154 198V197H153ZM188 198V197H187ZM191 198V195H190ZM189 198V199H190ZM193 198V197H192ZM61 199V198H60ZM75 199V201H76ZM115 199V200H114ZM161 199V198H160ZM170 199V198H169ZM204 199V198H203ZM209 198H207L208 200ZM213 199V198H212ZM48 200V199H47ZM57 200V199H56ZM120 200V199H119ZM118 200V201H119ZM151 200V199H150ZM149 200V201H150ZM200 200V199H199ZM217 200V199H216ZM215 200V201H216ZM220 200V199H219ZM79 201V200H77ZM122 201V200H121ZM154 201V199H153ZM168 201V200H166ZM183 201V200H182ZM186 201V200H185ZM189 201V200H188ZM192 201V200H191ZM189 201V202H191ZM208 201H211L210 199ZM63 202V201H62ZM74 202V201H73ZM81 202V201H80ZM83 202V201H82ZM112 202V203H113ZM120 202V201H119ZM131 204H130V203ZM148 202V199L146 201V203ZM156 202V201H155ZM181 202V201H180ZM204 201L201 202V205L203 204ZM65 203V202H64ZM76 203V202H74ZM106 203L109 205H106ZM149 203V202H148ZM147 203V204H148ZM158 203V202H157ZM216 203V202H215ZM69 204V203H68ZM73 204V203H72ZM79 204V203H77ZM145 204V203H144ZM146 204V205H147ZM154 204V203H153ZM161 204V203H160ZM90 205V204H89ZM128 205V206H129ZM158 205V204H157ZM164 205V204H163ZM179 205V204H178ZM199 205V204H198ZM61 206V205H60ZM64 206V205H63ZM77 206V205H76ZM75 206V207H76ZM86 206V205H85ZM91 206V205H90ZM109 208H108V207ZM127 206V207H128ZM134 207L133 209H135L137 211V207ZM144 206V205H143ZM167 206V204H166ZM181 206V204L179 205ZM50 207V206H49ZM70 207V206H68ZM79 207V206H78ZM81 207V205H80ZM93 207V206H91ZM118 207V208H117ZM122 207V206H120ZM126 207V205H125ZM131 207V206H130ZM142 207V206H141ZM140 207V208H141ZM110 209V211L108 209ZM114 208V209H111ZM123 208V207H122ZM129 208V207H128ZM149 208H151L149 206ZM164 208V206H163ZM176 208V207H175ZM216 208V209H215ZM67 209V208H66ZM72 209V208H71ZM154 209V208H153ZM86 210V209H85ZM88 210V209H87ZM117 210V211H118ZM132 210V211H135ZM150 210V209H149ZM155 210V209H154ZM158 210V209H157ZM71 211V210H70ZM116 211V212H117ZM120 211V210H119ZM135 211V212H136ZM143 211V210H142ZM148 211V209H147ZM172 211V209H171ZM141 212V210H140ZM145 212V211H144ZM161 212V210H160ZM163 212V211H162ZM73 213V212H72ZM85 213V212H84ZM87 213V211H86ZM120 212H117V214ZM139 214V212H137ZM136 213V217L138 216V214ZM151 213V212H150ZM156 213V212H155ZM155 213H153L152 217L155 215ZM82 214V213H81ZM115 214V212H114ZM117 214L116 218H117ZM122 214V213H121ZM131 214V213H130ZM149 214V213H148ZM159 214V212L157 211L156 215ZM181 214V213H180ZM118 215V216H119ZM165 215V214H164ZM70 216V215H69ZM89 216V217H88ZM130 216V215H129ZM162 216V214H161ZM180 216V215H179ZM68 217V216H67ZM72 217V216H71ZM135 217V216H133ZM135 217V218H136ZM140 217V215H139ZM146 219L147 216H145ZM151 217V218H152ZM158 217V216H157ZM156 217V218H157ZM165 217V216H163ZM168 218V216H166ZM176 217V215H175ZM69 218V217H68ZM67 218V219H68ZM128 218V217H127ZM126 218V219H127ZM130 219L132 217H129ZM128 218V220H129ZM134 218V219H135ZM139 219V218H138ZM142 219V218H140ZM145 219V218H144ZM145 219V221H146ZM155 219V218H154ZM160 219V218H159ZM165 219V218H164ZM30 220V219H29ZM73 220V219H72ZM78 220V219H77ZM105 220V221H102ZM158 220V218H157ZM169 220V219H168ZM173 220V219H172ZM131 221V220H130ZM135 221V220H134ZM144 221V220H143ZM159 221V220H158ZM166 221V220H165ZM115 222V226L114 223ZM124 222V223H123ZM136 222V221H135ZM142 222V221H141ZM150 222V221H149ZM152 222V221H151ZM154 222V221H153ZM152 222V223H153ZM157 222V221H156ZM167 222V221H166ZM165 222V223H166ZM183 222V221H182ZM97 223V224H96ZM162 223V222H161ZM160 223V224H161ZM144 224V223H143ZM149 224V223H148ZM158 224V223H157ZM168 224V223H167ZM166 224V225H167ZM172 224V222H171ZM119 225V226H118ZM137 225V224H136ZM136 225L134 226V228L136 227ZM140 225V224H138ZM141 226V225H140ZM154 226V224H153ZM156 226V225H155ZM162 226V224L160 225V227ZM174 226V225H173ZM177 226V224H176ZM27 227V226H26ZM95 227V226H94ZM138 227V226H137ZM143 227V226H142ZM172 227V226H171ZM183 227V228H181ZM31 228V227H30ZM139 228V227H138ZM145 228V226H144ZM142 228V229H144ZM158 228V227H157ZM169 228V227H168ZM181 228V229H180ZM34 229V228H33ZM118 230V234H120L119 236L125 239L122 241L121 239H119L118 236V240L119 242L116 241V237H114V230ZM137 229V228H136ZM156 229V228H155ZM176 229V228H175ZM49 230V229H48ZM95 230V229H94ZM114 231L113 232V236L111 235L112 233H110V231ZM134 230V229H133ZM158 230V229H157ZM38 231V230H37ZM141 232V230H138ZM144 231V230H143ZM142 231V232H143ZM153 231H156L153 229ZM166 231V229L164 230ZM27 232V231H26ZM29 232V231H28ZM77 232V231H76ZM127 232V230H126ZM152 232V230H151ZM167 232V231H166ZM174 232V231H173ZM85 233V232H84ZM93 234V232H90ZM21 234V233H20ZM24 234V233H23ZM132 234V235H131ZM160 234V233H159ZM158 234V235H159ZM162 234H165V232H161V237L163 236ZM172 234V233H171ZM28 234H26L27 236ZM136 235V236H135ZM156 238H155V237ZM29 237V236H28ZM22 238V237H21ZM159 238V239H158ZM164 238V236H163ZM15 239V238H14ZM19 239V238H18ZM31 239V238H30ZM122 242H121V241ZM78 240H76L77 242ZM13 242V241H12ZM27 242V241H26ZM57 241H55L56 243ZM60 242V241H59ZM83 242V240H82ZM85 242V241H84ZM24 243V242H23ZM54 243V244H55ZM58 243V242H57ZM78 243V242H77ZM14 244V243H13ZM27 244V243H26ZM18 245V244H17ZM84 246V245H83ZM87 246V245H86ZM31 246H29L30 248ZM66 247V246H65ZM81 247V246H80ZM32 248V247H31ZM61 248V247H60ZM59 248V249H60ZM25 249V248H24ZM27 249V248H26ZM67 249V248H66ZM80 249V248H79ZM85 249V248H84ZM77 250V249H76ZM81 250V249H80ZM86 250V249H85ZM25 251V250H24ZM33 251V249H32ZM73 251V250H72ZM78 251V250H77ZM82 251V250H81ZM36 252V251H35ZM60 252V251H59ZM80 252V251H79ZM86 252V251H84ZM83 252V253H84ZM43 253V252H42ZM61 253V252H60ZM66 253V252H65ZM63 254V253H62ZM69 254V253H67ZM72 254V253H70ZM78 254V253H77ZM77 254L75 256H77ZM21 255V254H20ZM26 255V254H25ZM47 255V254H46ZM61 255V254H60ZM118 255H123L120 256V261H119V256L117 258H114L115 256ZM126 255L127 258H125L124 256ZM69 256V255H68ZM72 256V255H71ZM74 257V256H73ZM80 257V256H79ZM121 257H123V259L121 260ZM39 258V257H38ZM56 258V255H55ZM66 258V257H65ZM102 258L104 260H102ZM125 258V259H124ZM36 259V258H35ZM52 259V258H51ZM64 259V258H63ZM78 260V256L77 258L74 257V260ZM80 259V258H79ZM28 260V259H27ZM60 260V259H59ZM65 260V259H64ZM23 261V259H22ZM41 261V260H40ZM119 261V262H118ZM69 262V261H68ZM106 262V263H107ZM37 263V262H36ZM55 263H57L55 261ZM61 263V262H59ZM76 263H79L76 261ZM54 264V263H53ZM62 264V263H61ZM65 264V263H64Z\"/></svg>",
  "mask_w": 264,
  "mask_h": 264
}]
</instances>
